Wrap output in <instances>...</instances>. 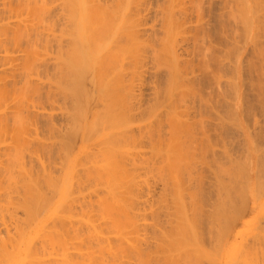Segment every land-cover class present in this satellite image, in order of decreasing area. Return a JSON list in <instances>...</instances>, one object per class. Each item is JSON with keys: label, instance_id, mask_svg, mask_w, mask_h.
I'll use <instances>...</instances> for the list:
<instances>
[{"label": "bare ground", "instance_id": "obj_1", "mask_svg": "<svg viewBox=\"0 0 264 264\" xmlns=\"http://www.w3.org/2000/svg\"><path fill=\"white\" fill-rule=\"evenodd\" d=\"M4 1L5 0H3V2ZM8 1L9 0H7L5 2H8ZM11 1H12L11 3L14 2V0H11ZM54 1H55V3H53V4L59 9L60 12H62V13H60V15L63 14L62 17H59L60 15L57 16L58 19L61 18L60 19L61 21H62V19H65L64 22L63 21L62 22L65 23L66 26L62 22H60V28H58L59 30L56 29V28L59 27V23L58 22L60 20H56L57 17L55 16V18H54L53 13H52V10L54 11L55 9H52L53 7H52V3L51 2H54ZM101 1H103V0H17L16 3H13L14 6H12L11 9H10V6L12 4L10 2L9 3L11 5H8V3L6 4L4 2V4H2L0 6L2 10L4 8V12H7L5 10L9 7V9H8L9 11H8L7 15H10V13L13 12L14 15L18 18V21H15L17 23H15L14 21L13 22L15 24L13 22H12L13 24L10 23V24H12V27L9 26L10 24H8L11 19L9 20V18L7 16H5V15H4L5 17H3V18L7 17L9 22L6 23L4 21L5 19L3 20V18H2V20H3L4 23L2 21H0V22H2V23H0V36H1V38H0V50L2 49L0 54L2 53V51L4 49L3 47H5L4 52H6V49H7L6 46L7 45H5V43H4L5 46L2 47V44H1L2 43L1 41L6 40V39L11 44L14 43L13 50H14V47L16 46L15 48H18V50L21 49L20 50L21 54L24 52V55H21V54L19 55L20 57L19 56L18 57L15 56L17 59L23 58V60H21L22 61L21 64L17 63V61H19L20 59L17 60V59L14 58L15 60H17V61H14V63L16 62L15 65H14V63H12L13 58H12V60H9L15 67H16L17 64L20 65V66L18 65L19 69L15 68L14 66H12L14 68V70H15V71H13L14 78L11 77L10 81L7 82V83L5 81V83L9 84V85L3 84L4 83L3 79L5 80L6 75H4L3 79H2L3 76L0 77L2 79L1 80L2 81V85H4V86H2V85L0 86V264H128L131 260L134 261L135 258H138L139 260L141 258L143 259L144 258L143 255L145 253L149 257L153 253H155L157 255L156 252L159 251L160 247H161L160 248L161 251H159V252L161 253V256L163 255L160 260H162V258H163V260H162V262H159V263L155 262V260L158 258L159 255L156 256L155 254H153L155 256L152 255V258L156 257L155 259L153 258L154 259L153 264L154 263L155 264L156 263L157 264H182V263H179V261L183 262V260H181L183 258V256H184L183 252H185V251L186 252H189V251L190 252L191 251L194 252L195 251V247L197 248L196 249L197 251H195V252H198L199 248H201L200 247L201 245L198 246L199 245L198 243H197V246H194V250H193V248H192V250H189L190 246L186 247L188 244L190 245V243L193 242V240L194 241L196 240L194 238V236H196V238H198L197 237V235H198L197 233L199 232V230H201V228L198 229L199 225L205 224V222L201 224L198 221V223H197V221L195 220L196 217L195 218H191V217H194L195 215H193V216L191 215L190 216V212L191 211H189V210L193 209V208L198 209L197 208V207H199L198 205H201V202L199 204L200 200H198V202H196V199H195V201L190 199V196L188 195V193L186 195V198H187V196H189L188 197L189 199H186L184 197L185 194L183 196H181V197H184V198L180 197V194H181L180 191L184 190L180 186L182 184H185V183H181L182 181L180 182L178 180H181L182 177H187L188 178V176H185V175H187L189 173V171H186L187 173L185 172L186 169L184 170V168H185L184 166H187V165H184L183 163H182V165H184L183 166L184 168L182 167V169H181L182 165L178 166L179 164L177 165V164H174V163H170V166L173 167L172 171L170 170L171 173L173 172V170H174V172H176V174L179 173V172H177V170H179V171L181 170L180 172L184 171L183 173H185L184 176H182V177H181V175L177 174V176L179 175L181 177V179L178 177V179H176V180L174 179L173 181L171 180L172 182L170 181L172 183V187H173L172 189H170L171 190L170 192H172V190L174 189V192L176 194V195L174 194L175 196H173L172 200H171V202H172L171 205H172V208H174V209L171 212L168 210L170 213L166 210L164 215L166 216L167 221H164V222H169L168 218L170 216H171L170 218H172L174 216L173 217L174 220L171 222V226H170V224H168V226L165 225L167 223L159 224L160 227L162 225L167 226V229L170 226L171 229L173 231H175L174 232V237L171 238V239L169 238L170 236H169V234L166 231L167 229L164 230L165 226H162V229L164 227L163 230H164L165 233L168 234L169 237L168 236L167 237L170 239V241L168 242L169 239L164 236L165 233L163 231L162 232L160 231V234H162V235L159 238L162 237L161 239H164V238L167 239V242H168L167 245L164 243V241L162 242L161 240H159L161 243L159 241H157L158 238L156 240H154V239L150 240L147 237H145L147 235H145V234H143L145 236L142 235V233H143L142 230L147 232L148 231L147 229H149V232H150V231H153L155 229V227H156V225H154L153 223H147V222L143 221L144 219H142V218L144 216H145L146 219L149 218V217L151 219L153 218L156 221V224H158L159 221L161 222V218H162L161 215H163V214H161L162 213V210H161L162 208L161 209L158 208L154 204V201H152V198H149L150 194H151L150 192L155 191L156 187L158 185H155V187H153V189L155 188V190L151 189L152 191H150L149 194H147L148 197L147 196L145 197L144 194L146 195V193H148V192H146L144 188H146V190L149 191L150 190L149 189L150 188L149 185H151V183L150 184L148 183L149 184L148 185L149 188H147L146 186L143 185V183L145 182V181L143 182V179H142L143 177H141V180H142L141 182H142L143 186L141 185V183L138 180L140 174L144 175L142 171L140 173V169L139 170L137 169V171L135 169L137 166L140 167V165H138V163H139V161L141 162V160L138 161L139 158L137 159V158H135L136 156L135 157L133 156V158L130 157V161H131V159H133V163H131L132 161L130 162L129 159H128L129 158L128 154L130 153V151H132V150H130L131 145H133V143L136 144V142H138V141L134 140V137H133V135H134L133 133L134 132L132 133V129L136 128V131H137V129H139L141 131L140 127H142V125H141L142 123H140V125H138L139 123L137 125L135 124L136 126H140L139 128H137L136 126L133 127V128L131 127L135 123L134 121H136L137 119L140 120V118L142 116L140 117V115H139L140 113L138 114L136 112V111L140 112L139 108H138V107H140V105H138V107H136L137 106L136 104H138L137 103L138 101H137V98H136L138 93L136 94V92H135L136 90L134 88L135 86L133 84V83H135V81L132 82L133 79L135 80V77L134 78L132 77L133 78L132 80H130V79H131V76H134V74H136V75L139 74L140 75L139 78H141L142 71H141V68H140L141 74L137 73L139 70L138 71L137 70L134 71L136 73L133 74V73L130 72V69H133V68L128 67L129 68V72L132 74L128 78V75L127 74L125 75V73H124V72H126V70H124V72H123V68L127 67V66L125 67V64H127L126 58L128 59V57L129 58L131 57L130 58V59H132L131 61H133V60L135 61L136 58L140 60L141 57H139V56H141L142 53L139 54V52H141V50H142L141 47H143V45H144L143 43H145V44L147 43V40H145V42H142V41H144L141 38L142 29H141L140 32L138 31V30H140V28L136 29L137 28L136 25H138L137 22L139 20L136 22L135 19L139 18V17H137V16L134 17V15H133L135 13L136 14L138 13V11L137 12H135V11L139 10L138 9L139 6L137 7L136 10H134L133 8H134V6L136 7V4L138 3L139 0H110L111 2L108 0L109 1V2L107 1L108 3L107 2L105 3L106 0H104L103 2H101ZM143 1H145V0H143ZM143 1H141L139 3H144L145 6L147 4H149L148 3L149 0L146 2L147 4L145 2H143ZM167 1L169 2V0H167ZM167 1H165V2L168 3ZM172 1H174V0H172ZM260 1L262 2V0H260ZM3 2L1 1V3H3ZM165 2H164V4H165ZM179 2L177 0V3H175L176 5L173 4L174 2H171L173 4V6L174 5L177 6V4H178V6H177L178 8L177 7L175 8L177 10H179V7H180ZM181 2H182V0H181ZM240 2L242 3L243 1H240ZM240 2H238V3L240 4ZM254 2L255 1H253L251 3H253L255 5ZM183 3H184V1H183ZM186 3L187 2H185V4ZM5 4L8 5V6H6V9L4 7ZM198 4H199V2H198ZM245 4L247 5V2H245L244 4L243 3L241 4V6L239 7L240 10H241V8L242 9L245 8V10H247L246 12L250 11L248 8L246 9V7H244ZM139 5H140V7L143 6L141 4H139ZM159 5H162V4H159ZM167 5L164 7L166 9V11L164 10L165 14L167 13V10L169 9V7H167ZM195 5H196V3H195ZM225 5H226V3H225ZM256 5L258 6V3ZM194 6H192V7H194ZM196 6H198V5H196ZM200 7H201V5H200ZM197 8H199V6ZM249 8H251V12H253L252 11L253 8L252 7H249ZM236 9H237V6H236ZM236 9L234 11H236V13H238L237 12L238 9L237 10ZM132 10L135 13H132ZM141 10H143V9L141 8ZM194 10H196V12H197V9H194ZM254 10H256V9L254 8ZM151 11H153V9H151ZM161 11H163V10H161ZM164 11H163L162 14H164ZM173 11H172V13H174ZM198 11L200 12V8L198 9ZM55 12L58 13L56 10H55ZM177 12L175 11V13H177ZM179 12H181V11L179 10ZM230 12H231V10H230ZM244 12L245 11H243V13ZM22 13H24V14H22ZM175 13L173 15L169 11L166 16L164 15L166 17L165 21L167 23H165V24L163 23V25H165L164 27H166V24H167V26L169 25L168 26L169 28H171L173 26L172 29H174V30H173L172 34H174L175 28H177V26H175V24L179 25V24H177V22L179 21L178 19L180 17L177 18V19L175 17H178L176 15H179L180 13H177L176 15H175ZM184 13H186V12H184ZM201 13L202 12H200V15H201ZM4 14H6V13H4ZM238 14L239 15H237V16L241 17V15H240L241 12H239ZM244 14L249 15L248 13H244ZM195 15H197V13ZM232 15H233V19H234V17H235L234 12H233ZM1 16L2 15H1V11H0V20H1ZM147 16H148V14H147ZM202 16H204V15H202ZM11 17H13L12 13L10 15V18ZM141 17H142V21L143 20L145 21V19H144L145 15L143 17V14H142V16L140 14V19H141ZM148 17H150V16H148ZM240 17H238V19ZM242 17L246 19V18H249L251 16H249V17L248 16L247 17L242 16ZM152 18H153V15H152ZM198 18H201L199 16V14H198ZM241 18H240L241 22L244 23L245 20L243 18L242 19ZM257 18L260 19V17H258V16H257ZM263 18H264V16H263ZM12 19H14V18H12ZM235 19H234V21H236ZM249 19H251V18H249ZM15 20H17V19L15 18ZM176 20H178V21H176ZM198 20H200V19H197V21ZM257 20L258 19H256V21ZM142 21H141V24H143ZM165 21H163V22H165ZM184 21L185 20H183V22ZM194 21H195V19H194ZM179 22H180V26L179 27L181 28V24L182 23H181V21H179ZM199 22H197L198 23L197 25H202L203 24V23L199 24ZM251 22L249 21V23H247V24H251ZM61 23L63 24L62 26H64V27H61ZM135 23H137V24H135ZM141 24H140V21H139V25H141ZM205 24H206V22H204V24L202 26H204ZM139 25H138V27H142V26H139ZM156 25H157V23H156ZM197 25H196V27H198L197 29L200 30L199 28L202 27V26H197ZM174 26H175V28H174ZM164 27H163V29H166ZM186 27H188V26H186ZM194 27L190 26L188 29L192 28V29H190V31L192 30V32H194V30H193ZM205 27H206V25H205ZM249 27H250V25H249ZM180 28H178V29H180ZM244 28H246V27H244ZM182 29H181L180 32L183 35L184 33H186L185 32L186 30L183 33ZM54 30H56L55 32H57V33H54L53 32ZM152 30H154V29H152ZM167 30H168V28H167ZM59 31L61 33H59ZM171 31H170V34H171ZM201 31H199V32H201ZM138 32H139V34H138ZM144 32H145V30H144ZM153 32H152V35L154 34ZM159 32H160V30H159ZM163 32H164V30H163ZM51 33L53 35L52 37H50ZM177 33L180 34L179 32H177ZM203 33H204V31H203ZM245 33H247V32H244L245 36L244 35L243 36L247 37ZM56 34H58V36H56ZM140 34H141V36H140ZM254 34H256V33L254 32ZM193 35L194 34H192V36H190V37L193 38L194 37ZM198 35L200 36V34H198ZM203 35H205V33ZM171 36L172 35L169 36V39L167 38L169 42L172 40ZM177 36L178 35H176V37ZM184 36H185V34H184ZM217 36H219V35H217ZM153 37H155V36L153 35ZM153 37H152V39H153ZM166 37H168V36H166ZM197 38H198V36H196V39ZM215 38H218V37H215ZM256 38L258 39V36H256L255 39ZM159 39H161V38H159ZM187 39L190 40V38H187ZM181 40L185 41V39H181ZM161 41H163V40H161ZM165 41H166V39H165ZM173 41H175V40L173 39ZM204 41H205V39H204ZM259 41H257V42H259ZM194 42L196 43V40ZM197 42H199V38H198ZM150 43H151V41H150ZM170 43H173V42H170ZM23 44H25L24 47L22 46ZM163 44H165L164 41H163L162 45ZM17 45L18 46L21 45L20 49H19V47H17ZM207 45H209V44H207ZM263 45H264V43H263ZM10 46H12V45H10ZM144 46L146 47V45H144ZM147 46H148V43H147ZM168 46H169V44H168ZM168 46H164V47H168ZM196 46L197 45H195V47ZM198 46H199V44H198ZM52 47L53 48L56 47V49H54L55 51L52 50ZM172 47H170V48H172ZM204 47H205V45L203 43V47L201 45L200 48H204ZM213 47H215V46H212V48ZM228 47H229V45H228ZM22 48H24V49L22 50ZM205 48H207V47H205ZM256 48H258V46ZM9 49L10 48H9V45H8L7 51H9ZM175 49H177V48H175ZM204 49L202 50L203 53L205 51ZM229 49H231V48L229 47ZM10 50L12 52V53H10V56L14 52H17L15 50L13 51L12 49H10ZM173 50L170 51L169 48L166 49L164 55L165 56L166 55L170 56V54H172V56H175V55H173ZM213 50L215 51V49H213ZM261 50H262V48H261ZM20 51H19V53H20ZM145 51H146V49H145ZM254 51L256 52V50H254ZM257 51H259V50H257ZM148 52L150 54V51H148ZM51 53H53V54H51ZM261 53H262V51H261ZM3 54L4 53L1 54L2 55V60H3V56L6 57L8 55V54H6V55L5 54L3 55ZM211 54H212V52H210V55ZM262 54H264V53H262ZM13 55H12V57H14ZM194 55H195V53H194ZM202 55L204 56L206 54H202ZM213 55L214 54H212L211 56H213ZM10 56H9L8 59H11ZM51 56H53V59H52V61H50L51 64L49 65V63H50L49 60H51V58H52ZM151 56H153V55H151ZM159 56H161V54ZM203 56H200V57L202 58ZM7 57L4 58V59H6L5 60V64L8 61ZM166 57L165 58L162 57V59H161V57H160V59L157 58L159 60H163V58H164L165 64L162 63L163 61L160 63V61H158L156 59L155 60H156L157 64H159V63H160V65L164 64V65L167 66V69L170 68V70H169L170 71V77L168 75H166L167 76L166 78H168V80H170V82H168L169 83L168 87H167V89H165V91H166L165 96L167 97V99H170V101H171V98H173V96L175 95V94L174 95L172 94V92L174 90L173 87L175 88L176 85L181 86V84L184 83V81H183V83H181L179 81V78L180 77L182 78V76L185 77L184 76L185 74H182V72H181L182 75L180 74V76H179V71H183V69L180 67V66H182L181 65L182 63L180 64V66L177 67L176 64H174L175 61H173L174 57L173 58L169 57L170 59H172L173 64L171 63L172 61H169L170 59H168V57H167V59H168L167 60ZM179 57L177 56L176 58L179 59ZM207 57L209 58V56H207ZM249 57H250V55H249ZM210 58H211L210 62L213 61V58L216 59L213 62L219 60V59L217 60V58H215V56L210 57ZM210 58L208 60H206L207 61L206 62L207 66L202 64L203 65V69H204L203 72L205 71L204 66L208 67V64L210 65V63H208ZM53 60H54V62H53ZM141 60H143V59H141ZM166 60L168 61V64H166ZM183 60H186V59H183ZM137 61H135V65L137 64ZM143 61H145V60H143ZM176 61H180V60H176ZM182 61H180V62H182ZM192 61H194V60H192ZM10 62H9V65H10ZM141 62H140V64H141ZM183 62H185V61H183ZM200 62H199V64H200ZM202 62L205 63V61H202ZM213 62H212V64H213ZM218 62H221V61H218ZM186 63H187V61H186ZM188 63H190L189 60H188ZM193 63H192V67H193ZM133 64H134V62H133ZM140 64H139V66H140ZM254 64H252V65H254ZM3 65H4V61H2V66H0V68L3 67ZM6 65H8V64H6ZM130 65H131V63H130ZM130 65H128V66H130ZM168 65H171V66H168ZM189 65H191V64H189ZM202 65H200V66H202ZM214 65H216V64L214 63ZM219 65H220V63H219ZM133 66H131V67H133ZM187 66L188 65L185 64V67H187ZM221 66H223V65H221ZM46 67H48V69H51L52 72L50 71L51 73L50 72L49 73L52 74V76L50 75L52 78H50L48 76V71L46 70L47 69ZM137 67H136V69H137ZM10 68H11V66H10ZM40 68H42V69H40ZM213 68H215V67H213ZM210 69H211V67H210ZM3 70H5L7 75H9L8 71H7V69L5 67H3L1 72ZM16 70L21 71L20 73H22V74L19 73V75H24L25 74V77H26V79H24L22 82L20 81V83H19V80H18L19 84L17 82H14V81L11 80V79H13V80L15 79V81H16V78H17L16 76L18 75V72L16 73ZM133 70H135V68ZM201 70H202V67H201ZM215 70H216V68H215ZM215 70H213L214 71V72H212L213 74L215 73ZM163 71L165 72V70H163ZM169 71H168L167 74H169ZM185 71H186V75H187L188 69L187 70L185 69ZM206 71H205V73H206ZM127 72H128V69H127ZM4 73L5 72L3 71V74ZM14 73H16L17 75L15 74L16 75L15 76ZM27 74L29 76H26ZM31 74L32 75L34 74V76H37V77L40 74H42L47 79L49 78L48 81H47L48 84L46 85V83H45L44 84L45 86H41V85H43L44 81L39 79L40 76L38 77V80H40L41 83H40V81H38L39 82L38 83V82H36L37 78L35 79V77H33V79H32ZM206 74H209V72L206 73ZM42 75H41V79H43ZM204 75H202V76H204ZM208 76H206V77H208ZM9 77H10V75H9ZM9 77L6 78L7 81L9 80ZM137 77L138 76H136V79H137ZM197 77H198V75H197ZM212 77H213V75H212ZM22 78H24V76H22ZM194 78L196 79V77H194ZM195 79H194V81H195ZM214 79H217V78H214ZM186 80L188 81L189 79H186ZM1 81H0V83H1ZM192 81H193V79H192ZM10 82H11V85H10ZM137 82H139V81H137ZM254 82H255V80H254ZM194 83H193V86L195 85ZM138 85H140V83ZM184 85H185V83H184ZM190 85L192 86L191 83H190ZM215 85H217V84H215ZM140 86H142V85H140ZM166 86H167V84H166ZM219 86H220V84H219ZM43 88H44L43 99H44V97L46 95V97H45V98H47V100L45 99L46 101L49 102V101L52 100L55 103V100H57V97H58V101H56V102H60L59 108L56 106V104H54V106L50 107L51 105H53L52 104L53 102H51V103L49 102L50 106H49V104L46 105V106H48L50 109L53 108V107L55 108V106L58 108L57 110L61 109V110H59L60 111V120H61L60 126H59V124H57L58 126L55 124L56 121H57L55 118L58 117L59 115L55 116L51 112L50 113L45 112L46 111L45 109L46 108L48 109V107H46V108H44L45 106L43 107L44 109H42V111L44 110L45 113H42L40 111H38L39 112L38 113V112H35V111L33 112V111H30V110H27V109L30 108V105L34 107V105H36L37 100L39 101V99L37 98V100L35 101V104H34L33 101L37 97L36 96L35 98H33L32 102H31L32 99H30V101H29L30 105L27 104L28 102L26 100L28 99L27 97H29L28 95L29 94L30 95L33 94L34 96L37 95V94H41L42 95ZM136 88H138L137 84H136ZM232 88H234V87H232ZM54 89H55V91H54ZM139 89L140 88H138L137 90H139ZM194 89L192 87L193 91H194ZM197 89H199V88H197ZM234 90H235V88H234ZM141 91H139V92H141ZM159 91H162V90L159 89ZM181 91H180V95L181 96H182V94H185V95L188 94L186 92L187 90L186 91L185 90L182 91V92H186V93H181ZM200 91H201V89H200ZM228 91H230V89ZM175 92L176 91H174L173 93H175ZM52 93L54 94V96L56 94L58 96L56 95L55 99H53L54 97H53ZM162 93H163V91H162ZM197 93L194 91V95L197 94ZM26 94H27V97L25 99ZM142 94H144V93H142ZM191 94L193 95V92H191ZM33 95H32V97H34ZM163 95H164V93H163ZM171 95H173V96L171 97ZM200 95H202L201 92H200ZM138 96H141V94L138 95ZM181 96H178V97H181ZM208 96H209V98H211L210 95H208ZM11 97H12L11 100H14V98H16V101H18L17 102L18 105L15 106L14 104H16V101L15 102L12 101L14 104L13 103H10V104L13 105L12 107L15 106L16 110H15V108L9 107L11 109H14V110H11V112L9 113L10 110H9V108L6 105L9 106L8 103L11 102L10 101ZM32 97H29V98H32ZM41 97L42 96H40V98ZM203 97H204V95H203ZM17 98H19V100L20 99L21 100L19 101ZM22 98L25 99V100H22ZM175 98H177V97H175ZM175 98H173V99H175ZM200 98H202V96H200ZM7 99H9V102L6 104ZM43 99H41V100H43ZM134 99H135V102H134ZM184 99H185V97H184ZM197 99L199 100L198 97H197ZM203 99L206 100V97H204ZM261 99H263V98H261ZM45 100H44V103L40 101L41 103H39V104H42V103L46 104ZM141 100H144V99L141 98ZM178 100H179V98H178ZM200 100H202V99H200ZM200 100H199V102H200ZM25 101L27 102L26 104L28 105L29 108H26V106L24 104ZM150 102L152 103V101H150ZM175 102H177L176 99H175ZM175 102L171 101V104L175 103ZM204 103H206V102H204ZM204 103H201V106H203ZM225 103H227V102H225ZM43 104L42 105H36V106H38V107L40 106L41 107V106H43ZM139 104H141L140 101H139ZM171 104H170V108L174 111V109L177 107V104H175L176 107L174 109L172 108L173 106H171ZM183 104L186 105L185 103H183ZM58 105H59V103H58ZM4 106H5V109H2ZM148 106H150V105L148 104ZM204 106H206V105L204 104ZM6 107L8 108V111L6 110L7 109ZM40 107H39V110H40ZM24 108H26V111L24 110ZM135 108L136 109L138 108V110L134 111ZM36 109H33V110H36ZM55 109H53V110H55ZM153 109H154V107H152L151 110L153 111ZM195 109L193 108V110H195ZM148 110H149V108H148ZM151 110H149V111L152 112ZM145 111L146 110H144V112ZM188 111L189 110H187V112ZM195 111H197V110H195ZM209 111H211V110H209ZM225 112H227V111H225ZM173 113L174 112H172L171 114H173ZM179 113H180V111H179ZM179 113H178V115H179ZM145 114H148V113H145ZM182 114H183V112H182ZM186 114L188 115V113H186ZM170 115H169V117H170ZM175 115H177V114H175ZM171 116H173V115H171ZM201 116L199 115L200 118H201ZM218 116L216 115V117H218ZM222 116H223V114H222ZM143 117H145V116L143 115ZM170 118L173 119L171 121V123L169 124V126L172 125V128L173 127H179V125L182 124L181 122L184 121L185 122V123L183 122L184 125L188 124V127H187L188 130L186 129L188 131V134L186 132L185 133L187 135H191L192 133H194V131L193 132L192 131L189 132V130H190L189 128L191 127V124L193 125L197 121L196 122H192V123L190 122V124H189V123H186V121L184 120V117H183V121L179 122L180 123L179 124L177 121L175 122V120H177L178 117H177V119H175L176 117L175 118L170 117ZM167 119H168V117H167ZM199 119H198V121H199ZM202 119H204V118L202 117L201 120ZM169 120H171V119H169ZM132 122H133V124H132ZM159 123H160V121H159ZM164 123H166V122H164ZM174 123L175 124L177 123V125L175 126ZM155 124H157V123H155ZM183 124L180 126L181 128L179 127V129H181V133H183L185 131V127H184ZM148 125H150V124H148ZM194 125H199V124L196 123ZM194 125H193V127H194ZM130 127H131V130H130ZM193 127H191V128L193 129ZM201 127H202V125H201ZM179 129L177 130L176 128H173L172 130H174V131H172V132H177V131L179 132ZM182 129H184V131H182ZM194 129H195V127H194ZM199 129H200V127H199ZM218 129H219V127H218ZM202 130H203V128H202ZM148 131H150V130H148ZM206 131L207 130H204L202 132H206ZM178 132H177V134H178ZM196 132H197V130H196ZM198 132H200V131H198ZM208 132H209V130H208ZM138 133L139 132L137 131V134H135L136 138H137ZM146 133H147V131H146ZM149 133L151 134V132H149ZM157 133H159V132H157ZM181 133L179 132L178 137H177V135H175L176 139L174 137L175 140L174 141L172 140V142L176 143L175 145L178 146L177 148H175L176 146H173V145H172V147H170V144H169V148L171 149L172 153L169 152L168 154L169 155L171 154V156L172 155L174 156V157L173 156L172 157L169 156V158L171 157L170 160L172 162H176V160H178L179 156L181 158L180 160H182L183 158L186 157L187 160H188L187 164H189V160H191V159H188V157L186 155V154H188V149H186L187 153H185L186 151L184 150L185 151L184 152L185 156L182 155V153H183L182 151L183 150L181 151V155L183 157H181V155L178 156L176 154L177 152L179 153L181 148L183 147V146L182 147L180 146L182 144V142L189 139V138L185 139V137H187V135L185 136L184 133H183L182 136H184L183 138L185 140L182 139L181 144L178 145L180 143V141H179V143H177L178 139L180 137L182 138V136L180 135ZM161 134H163V133H161ZM173 134H176V133H173ZM139 135H141V134L139 133ZM155 135H156V133H155ZM195 135H197V134H195ZM200 135L201 134H199V136ZM146 136H147V134H146ZM171 136H172V134H171ZM172 137H170V139H172ZM189 137L193 139V137H191V136H189ZM194 139H196L195 136H194ZM194 139L191 140V142L194 141ZM209 139L211 140V137ZM138 140L140 141L141 138L140 139L138 138ZM202 140L204 142V139H202ZM206 141L207 140H205V142ZM165 142H164V145H165ZM186 142H188V141H186ZM144 143L146 144V142H144ZM148 143H150V140L148 141ZM199 143H200V141L198 140V144ZM187 144H189V143H187ZM206 144L207 143H205V146H206ZM136 145H138V144H136ZM136 145H134V146H136ZM184 145H186V144H184ZM193 145H194V142H192V146ZM188 146H190V144ZM188 146H186V147H188ZM194 146H196V145H194ZM194 146H193V148H195ZM202 146H200V147H202ZM141 147L137 146L138 149L141 148ZM153 147H155V146H153ZM133 148H131V149H133ZM184 148L185 147H183V149ZM193 148L189 147V150L193 149ZM209 148L211 149V146L208 147V149ZM177 149H179V150H177ZM199 149L195 148V151L196 150L199 151ZM203 149H204V147H203ZM175 150H177L176 153H175ZM138 151H140V150H138ZM192 151H194V150H192ZM192 151H189L190 152L189 155L190 156L192 155L189 158H192L193 156H195V155H193L194 153H192ZM204 151H205V149H204ZM208 151L207 152L205 151V152L208 154V153H210V151L209 152ZM132 152L130 154H133L135 151L133 153ZM205 152H203V153H205ZM212 152H211V154H212ZM137 153L135 152L136 155H140V154H137ZM142 154H141L140 157H142ZM147 154H148V152H147ZM201 155L202 154H200V155L198 154V156L197 155L196 156L198 158ZM159 156H161V154ZM204 156H205V154L201 158H203ZM134 158H135V160L136 159L137 160L135 161ZM186 158H185V160H186ZM204 158H206V157H204ZM56 159H58V160L56 161ZM141 159L143 160V157ZM172 159H174V160H172ZM170 160L167 159V162H169ZM180 160H178V161H180ZM209 160H212V159L209 158ZM149 161H151V160H149ZM149 161L147 163H150ZM162 161H164V159ZM206 161H208V159ZM242 161H244V160H242ZM142 162H144V161H142ZM167 162H166V166L167 167H165V164H164L165 168H169V165H167L168 164ZM194 162H196V161H193V163ZM128 163H129L130 166L128 165ZM179 163L181 164V161ZM190 163H191V161H190ZM209 163H210V161H209ZM58 164H59V166H58ZM131 164H133V165H131ZM147 165H146V168L148 167ZM149 165H150L149 167H151V165H153V164L150 163ZM258 165H261V163L258 164ZM127 166H129V167H133L134 166V167L133 168H128ZM141 166H142V164H141ZM191 166L193 167L192 163H191ZM194 166L197 168V166H199V165L196 166V164H195ZM201 166L202 165H200V167ZM139 167H137V168H139ZM171 167H170V169H171ZM179 167H180V169H179ZM238 167H239V165H238ZM151 168H153V167H151ZM157 168H159V167L157 166L156 169ZM165 168H163V169L166 171ZM231 168H232V166H231ZM260 168H258V169H260ZM133 169H134V171H133ZM203 169H204V167H203ZM161 170H162V168H161ZM217 170H219V169H217ZM231 170H234V168H232ZM262 170L260 172H262ZM154 171H155V169H154ZM158 171H159V169H158ZM236 171H238V170H236ZM168 172L169 171L167 169V173ZM219 172H220V170H219ZM226 173H227V171H226ZM229 173L234 174L236 172H234V173L233 172H229ZM137 176H138V178H137ZM170 176L173 177L174 174L173 175L171 174ZM190 176H192V174ZM198 176L199 175L196 174V176H194L195 179ZM237 176H238V174H237ZM171 177H169V179ZM157 178H159V177H157ZM163 178H165V176ZM227 178H229V177H227ZM261 178H260V180H261ZM191 179L194 180V183H192V186H191V183L189 181L190 184L189 183L188 184H189V187L190 186L191 187L190 188L186 187L187 185L185 187L189 188V189L194 187V189L193 188L192 189L197 191L198 188L196 187V185H200V184H195V183H199V182H196L198 179H196V180L193 179V176L191 177ZM144 180H147V179H144ZM162 180L163 181L160 180L161 183L165 181L164 179H162ZM184 180L186 181L185 178H184ZM240 181H241V179H240ZM210 182H212V181H210ZM224 183H226V180H225ZM228 183H231V181L228 182ZM232 183L230 185H232ZM239 183H241V182H239ZM144 184L147 185L146 183H144ZM193 184H194V186H193ZM233 184H235V183H233ZM215 185H217V184H215ZM222 185H223V183H222ZM164 186H166V185H163V188H162L163 190L165 188ZM240 186H241V184H240ZM261 186H263V185H261ZM88 187L91 189L90 193H93V191L94 192L96 191V194H97V192H98L97 190H100L101 194L99 193V195H97V196L94 195L95 198L97 197L96 201H93L94 199H92V201H93L92 202L91 200L87 199L88 202L90 201L92 203H90V202L88 203L87 202V204H86V203H83V202L87 201V200H85L86 199L85 195L89 191L86 192V194L85 193L83 194V191H84V189H86ZM142 187H144L143 188L144 190H142ZM179 187L182 190L179 191V189H178ZM186 188H185V190H186ZM199 188L201 189V187H199ZM213 190H215V189H213ZM221 190H222V188H221ZM216 191H217V189H216ZM230 191H232V190H230ZM235 191H236V189H235ZM143 192H146V193H143ZM190 193H192V192H190ZM222 193H219L221 196H219L218 198H223V196L227 195V194H224L222 196ZM89 194L87 196H89ZM217 194H218V192H217ZM156 195H157V192H156ZM161 195H163V194H161ZM164 195H167V193L165 192ZM190 195L192 197H194L193 194H190ZM90 196H91V194H90ZM214 196L215 195H213V197ZM231 196H233V195H231ZM144 197L146 198V200L143 199ZM153 197H154V195H153ZM225 198H227V197L225 196ZM183 199L184 200L186 199L188 201V203H187L186 200L184 201ZM213 199H215V198H213ZM155 200H157V199H155ZM162 200H164V199H162ZM219 200L220 199H218V204L220 203ZM223 200L225 201L224 198H223ZM158 201H160V200L155 201L156 204H157ZM189 201H191V202L193 201L194 202L193 203L194 207H192L190 209H189V204H190ZM224 201H223V203H224ZM195 202H196L197 205L195 204ZM82 203L85 204V205H82ZM215 203L216 202H214V204ZM164 204L166 205V203H164ZM193 204H192V206H193ZM206 205H208V203ZM224 205H226V204L224 203ZM161 206L162 205H160V207ZM203 206L204 205H201L199 207L201 210L198 209L199 211H202V213H203V209L201 207H203ZM226 206H228V203H227ZM164 207L165 206H163V208ZM208 207H210V206H208ZM223 207H224L223 209L225 210V206H223ZM243 207H244V205H243ZM169 208H171V207H169ZM211 208H212V206H211ZM206 209H208V208H206ZM230 209H231V207H230ZM212 210H215V209L212 208ZM218 210H221V209L219 208ZM143 211L144 212L147 211V212L144 213ZM219 212H221V211H219ZM219 212H217V216H216V213L214 214L215 218L218 217V219L216 218L217 220H219V218H221L220 215L224 216V213L221 212L222 214L220 213V215H219ZM196 214L200 215L197 212H196ZM205 215H207V214H205ZM208 215H207V218H208ZM201 216H203V215H201ZM203 217L205 219V216H203ZM228 217H230V216L228 215ZM235 217H237V216H235ZM222 218H225V217H222ZM166 219L164 218L163 220H166ZM201 219H202V217H201ZM230 219L228 218V221ZM220 220H222V219H220ZM252 220H251V222H249V225H251V227L255 228L257 226L256 222H254L255 220L254 221H252ZM174 221H176L177 225H175V223L173 224ZM200 221H203V220H200ZM211 221H214V220L212 219ZM224 221H226V220H224ZM213 223H215V221ZM213 223L211 222L212 225H213ZM224 223H225L224 227L222 226L224 231L222 230V228H220L223 231V234H225L224 232L226 231L225 228H227V225H230V222H228V224H227V222H224ZM231 224H232V222H231ZM197 225H198V228L196 229ZM205 225L207 226V224H205ZM222 225H223V223H222ZM208 226H209V224H208ZM213 227H214V225H213ZM258 228H260V226H258ZM171 229H170V231H172ZM155 230H157V229H155ZM155 230H154V232H150V233H155L156 234L158 231L156 232ZM195 230H197V233H195L196 232ZM230 231H231V226L227 228V233L230 232ZM127 232L128 233L131 232V233L135 234L134 237H132V235H131L132 238L130 239V235H128V237H129V239H128L127 236H126ZM214 232H215V230H214ZM252 232H254V231L251 230V233H250V235L248 234V236H246L245 234H241L239 236V238L241 240L239 241V243L235 241L236 242L235 245L237 246V248L239 246H241L242 248L243 247H247V248H245L246 250L243 248L244 249L243 252L248 251L247 249H250V247H251L250 250L251 251L254 250L253 251L254 255H252V257L257 256L260 253L263 255V253H264V244H263V246H261V244L258 245V243L256 242V239H255L256 235H255V233L253 234ZM176 233L179 234L180 236H175V235H177ZM193 233H195L197 235H194ZM202 233H203V231L200 234H202ZM136 234H139V235L141 234L147 240L145 238L142 239L143 238L142 237L141 241H140V238L138 237L139 235H136ZM146 234H148V233H146ZM191 234L194 235V236L192 237ZM258 234L260 235V233H258ZM217 235H218V233H217ZM212 236L213 235H211V237H209V238H212ZM260 236H263V235H260ZM149 238H152V236L151 237L149 236ZM202 238H204V237H202ZM144 240L145 241H153V242L155 241V243H157V244L159 242V245H156L154 243V245L157 246V247L155 246L156 249L158 248L157 251L156 252H152L151 249L155 248V247H151V246L148 245L151 248L150 249L148 248L149 250L148 249H145V250H147V252L151 251L152 252V253L150 252L151 255L149 253L145 252V250H144L145 253L143 251H142V253H140L141 249L143 250V248H147L148 247L147 245H146L147 247L141 246L143 244L142 242H144ZM199 240H200V238H199ZM235 240H238V238L236 237ZM198 241H195V242H198ZM201 241H199V242H201ZM219 242H220V239H219L217 244H219ZM259 243H260V240H259ZM261 243H263V242H261ZM208 246H209V243H208ZM140 247H142V248L140 249ZM209 247H211V246H209ZM215 247H217V246H215ZM166 248L169 251L172 248L174 251H176V253L177 252L179 253V254L177 253L178 254V258L179 257H181V258L178 259L176 257L177 255H175L174 252L173 253L171 252V254H170V252L167 251ZM187 248H189V249H187ZM186 249L189 250V251H187ZM201 249L199 250L201 252V255L198 252L199 255H200V256L198 255L199 257L197 255H194L193 253L191 254V257H190L189 254L185 255V256H188L187 259H191V261H190L191 264L193 262H194V264H202L201 261L203 262L204 260H201L202 259L201 257L204 256V258L205 257L208 258L207 255H210V254H207V252H205L204 250L201 251ZM216 249H219V248H216ZM214 251H216V250H214ZM251 251H249L248 253H251ZM129 252L133 253L135 258L131 259V260L129 259V262H128V260H127L128 258H126V256L127 257H129L130 255L133 256V254H128ZM217 252H218V250H217ZM241 252H242V249H241ZM253 253H251V254H253ZM135 254L137 255V257H136ZM214 254L215 255L212 256L213 258L211 260L219 258V257H216V256H218V254H216V253H214ZM243 254H244V256H245V254L247 255V253H242V255ZM251 254H248V256H251ZM181 255H183V256H181ZM192 255H194V256H192ZM185 256H184V258H185ZM245 257L242 258L241 263H239L240 261H238L240 259L239 258L233 264H243V262L248 264L247 262L249 261V259H247V258H252V257H247L246 259H245ZM123 258H125L127 260V261H125L126 263H123V261H124V260H122ZM150 258L147 259V260L144 258L145 259L144 261L149 262L150 264H152L151 262H152L153 259L150 262L149 261ZM255 258H257V257H255ZM176 259H178V260H176ZM254 259H252V261ZM144 261H143V263L145 264ZM185 261H187V260L185 259L183 264L184 263L186 264ZM134 262H136V260ZM138 262H140V261H138ZM143 263H141V264H143ZM187 263H188V261H187ZM209 263L210 262H208V264ZM212 263L214 264L213 261L210 264H212ZM215 263H216V261H215ZM253 263H255V261H253V262L249 261V264H253ZM132 264H134V263H132ZM138 264H140V263H138Z\"/></svg>", "mask_w": 264, "mask_h": 264}, {"label": "rangeland", "instance_id": "obj_2", "mask_svg": "<svg viewBox=\"0 0 264 264\" xmlns=\"http://www.w3.org/2000/svg\"><path fill=\"white\" fill-rule=\"evenodd\" d=\"M1 1L3 2V0H0V6L2 5V4H4V2L5 1H7V0H5L3 3H1ZM104 1V0H103ZM103 1H101V2H103ZM108 0H106L105 1V3L107 2ZM110 1V0H109ZM108 1V2H109ZM141 1H143V0H141ZM140 0L138 1V5L136 4V7L134 6V10H136L137 9V7L139 6V10H136L135 12H137L138 11V15L132 10V13H135V14H133L134 15V17H139V18H136L135 20H136V22L139 20L140 21V24H141V21H142V17H141V19H140V14H141V16H142V14H143V17H144V15H145V21L143 20L142 21V23L143 24H141V25H139V21L137 22L138 23V25L139 26H142V27H138V25H136L137 26V28L136 29H139L140 28V30H138L139 32L141 31V29H142V31H141V34H142V36H141V34H140V36H141V38L144 40V41H142V42H145V40H147V43H148V46H147V43L145 44V43H143L144 45H146V47L143 45V47H141L142 48V50H141V52H139V54H141L142 53V55L141 56H139V57H141L140 58V60L139 59H135V61H137V66L139 67H137L136 65H135V61L133 60V61H131L132 59H130L129 57H128V59L126 58V62H127V64H125V67L128 69V72H129V68L128 67H130V68H135V70H133V69H130V72L131 73H136V72H134V71H138L137 73H140L141 74V71H142V75H141V78H139V74H134V76H131L132 74L130 73H128L127 72V69L126 68H123V72H124V70H126V72H124L125 73V75L127 74L128 75V78L131 76V79L130 80H132L134 77H135V80L133 79L132 80V82L133 81H135V83H133L134 84V88H135V92H136V94H137V96H136V98H137V103L138 104H136L137 106L136 107H138V105H140V107H138L139 108V111L140 112H138V111H136V110H138V108L136 109L135 108V110L134 111H136L139 115H140V120H136V121H134L135 123L133 124V122H132V124H133V126H131L132 128L133 127H135L138 123V125H140V123H142L141 125H142V127H140V126H136L137 128H139L140 127V129H141V131L139 130V129H137V131L141 134V135H139V133H138V135H137V138L135 137V134H137V131H136V128L135 129H132V133L134 134L133 135V137H134V140L135 141H138V142H136V144H138V145H136V144H134L133 143V145H131V147H130V150H132L133 152L135 151L137 154H140V155H136L135 154V152L133 153L132 151H130V153L132 152L133 154H128V159H129V161H130V157H132L133 158V156L135 157V158H139L138 159V161L139 160H141V162L142 161H144V162H140L139 161V163H138V165H140V167L139 166H137V167H139V168H137L136 166V171H137V169L139 170L140 169V173H141V171L143 172V174L144 175H142V174H140L139 175V182L141 183V185H142V180H141V177H143L142 179H143V182L144 183H146L147 185H145L144 183H143V185L144 186H146L147 188H149L150 190L149 191H147L146 190V188H144V187H142V190H144L145 189V191L146 192H148V193H146V192H143V193H146V195L144 194V196L146 197L147 196V194H149V192L150 191H152L151 189H153V187H155V185H158L157 187H156V190H155V188L153 189V190H155L156 192H157V195H156V192L155 191H152V192H150L151 194H150V197L149 198H152V201H154V204L158 207V208H162L161 210H162V213L161 214H163V215H161V222L159 221V223L158 224H156V221L152 218H145V216L142 218V219H144L143 221H145V222H147V223H153L154 225H156V227H155V229H157V230H155L157 233L155 234V233H150V232H154V230L153 231H150L149 232V229H147L146 231L147 232H145L144 230H142L143 231V233H142V235L143 234H145V235H147V236H145V235H143V236H145V237H147L148 239H154V240H156L157 238H158V240L157 241H159V240H161L162 242L164 241V243L167 245V243L170 241V239L171 238H173L174 237V232L175 231H173L172 229H171V222L174 220L173 219V217L172 218H168V221L169 222H164V221H167V219H166V216L164 215V213L166 212V210L168 211H173V209L174 208H172V205H171V200H172V197L173 196H175L176 194H175V192H174V189L172 190V192H170L171 190L170 189H172L173 187H172V181L175 179H178V177L181 179V177L182 176H184V174L185 173H183L184 171H182V172H180L179 170H177V172H179V173H177V174H179V175H181V177L178 175L177 176V174H176V172H174V170H173V172L171 173V171H172V168L173 167H171L170 166V163H174V164H179L178 166H180V165H182V163L184 164V165H187V166H184V165H182L181 166V169H182V167L184 168V170H185V172L186 171H189V173L187 174V175H185V176H188V178L187 177H182V179L181 180H178V181H182L181 183H185V184H182L180 187H182V189H184V190H182L180 187L178 188L179 189V191L180 190H182V191H180V197L181 196H183L184 194H185V198H186V195H187V193H188V195L190 196V199H192V200H194L195 201V199H196V202H198V200H200L199 201V204H200V202H201V205H204L203 207H201L202 209H203V213H202V211H199V210H201L199 207L201 206V205H198L199 207H197L198 209H195V208H193V209H190V208H192V207H194V202L192 201H189V211H191L190 212V216L192 215H195L194 217H191V218H195V220L197 221V223H198V221L202 224V223H204L205 222V224H207V226L205 225V224H202V225H199V228H198V225H197V227H196V229L198 228V229H200L201 228V230L203 231V233L202 234H200L202 231L201 230H199V232L197 233V230H195L196 232L195 233H197V234H195V233H193L194 235H197V237L198 238H196V236H194V235H192V237L194 236V238L196 239L195 241H198L199 240V238H200V240L199 241H201V242H195L194 240H193V242H191L190 243V245L188 244L186 247H188V246H190L189 248H187V249H189V250H192V248H193V250H194V246H197V243L199 244L198 246H200L201 248H199V250L201 249V251L202 250H204L205 252H207V254H210V255H207V257L208 258H204V256L203 257H201L202 259L201 260H204L203 262L201 261V263L202 264H208V262H214V264H233L234 262H236V260H238L239 258L241 259H239L238 261H240L239 263H241V261H242V258L243 257H245V259L247 258V257H252V255H254V253H253V251H251L250 249H251V247H250V249H247L248 251H245V252H243L244 251V249L245 248H247V247H241V246H239L238 248H237V246L235 245L236 244V242H238L239 243V241L241 240L240 238H239V236L241 235V234H245L246 236H248V234L250 235V233H251V230L252 231H254V232H252L253 234L255 233V239H256V242L258 243V245H260L261 244V246H263V244H264V54H262V53H264V45H263V41H264V18H263V16H264V0H262V2L260 1V0H182V2H181V0H178V2H179V5H180V7H179V10L181 11V12H179V10H177V9H175L177 6H178V4H177V6H175L176 4L175 3H177V0H174V1H172V0H169V2L167 1V0H145V1H143V2H147L148 1V3L149 4H147L146 6L144 5V3H139V2H141ZM152 1V2H151ZM165 1H167L168 3H166ZM176 1V2H175ZM183 1H184V3H183ZM196 1V2H195ZM199 2V4H198V2ZM201 1V2H200ZM233 1V2H232ZM240 1H243L242 3L244 4L245 2H247V5L245 6L244 5V7H246V9L248 8L250 11H248V12H246L247 10H245V8H241V10H240V6H241V2ZM245 1V2H244ZM253 1H255L254 3H255V5L258 3V6L256 7L253 3H251V2H253ZM12 2L11 0H9L8 2H5L6 4L8 3V5H11L10 6V9H11V7L12 6H14V4L13 3H16L17 2V0L15 1L14 0V2L13 3H10ZM107 2V3H108ZM111 2V1H110ZM164 2H165V4L167 5V7H169V9L167 10V13L170 11L171 12V14H173L174 15V13H175V11L177 12V13H180L179 15H176L177 13H175V15L176 16H178V17H175L176 19L177 18H179L178 20L179 21H181V28L179 27L180 26V22L178 21V20H176V21H178L177 22V24H179V25H176L175 24V26H177V28H175V26H174V28H175V31H174V34H172L173 33V30L174 29H172V27L171 28H169L168 26H167V24H166V27H164L165 25H163V23L165 24V23H167L166 21H165V16L167 15V13L165 14V11H166V9L164 8L166 5L164 4ZM171 2H174L173 4H175L174 6H173V4L171 3ZM185 2H187L186 4H185ZM220 2V3H219ZM237 2V3H236ZM238 2H240V4L238 3ZM52 3V9H55L58 13H56L55 12V10L53 11L52 10V13H53V16H54V18H55V16L57 17V16H59L60 15V13H62V12H60L59 11V9L53 4V3H55V1L54 2H51ZM195 3H196V5H198L199 6V8H200V12H202L201 13V15H200V12L198 11V9L199 8H197L198 6H196L195 5ZM203 3V4H202ZM205 3V4H204ZM225 3H226V5H225ZM5 4V9H6V6H8V5H6ZM139 4H141V5H143V6H141L140 7V5ZM159 4H162V5H159ZM183 4V5H182ZM238 4V5H237ZM57 5V4H56ZM159 5V6H158ZM165 5V6H164ZM196 7H195V6ZM200 5H201V7H200ZM234 5V6H233ZM250 5V6H249ZM252 5V6H251ZM172 6V7H171ZM183 6V7H182ZM192 6H194V7H192ZM231 6V7H230ZM236 6H237V9H238V13L239 12H241V17L242 16H245V17H249V16H251V17H249V18H251V19H249V18H243L245 21H244V23H242L241 22V20H240V16H237V15H239L238 13H236V11H234L235 9H236ZM3 7V6H2ZM145 7V8H144ZM162 7V8H161ZM174 7V8H173ZM224 7V8H223ZM249 7H252L253 8V12H251V8H249ZM141 8L143 9V10H141ZM164 8V9H163ZM178 8V7H177ZM183 8V9H182ZM185 8V9H184ZM203 8V9H202ZM254 8L256 9V10H254ZM0 9H1V7H0ZM9 9V7L5 10V11H7V12H4V8H3V10L1 9L0 11H1V20L0 21H2L3 22V20L6 22V23H8L9 22V20H10V22L8 23V24H10V23H12L13 21L15 22V21H18V18L14 15V13L13 12H11L12 13V15H13V17H11L10 18V15H11V13H10V15H7L8 14V10ZM151 9H153V11H151ZM174 11H173V10ZM188 9V10H187ZM194 9H197V12H196V10H194ZM236 9V10H237ZM145 10V11H144ZM159 10V11H158ZM161 10H165L164 11V14H162L163 13V11H161ZM230 10H231V12H230ZM151 11V12H150ZM172 11L174 12V13H172ZM194 11V12H193ZM204 11V12H203ZM243 11H245L244 13H248L249 15H246V14H244L243 13ZM256 11V12H255ZM142 12V13H141ZM155 12V13H154ZM160 12V13H159ZM184 12H186V13H184ZM231 14H230V13ZM233 12H234V15H235V17H234V19L236 20V21H234V19H233ZM3 13V14H2ZM4 13H6V14H4ZM55 13V14H54ZM140 13V14H139ZM197 13V15H195ZM236 13V14H235ZM243 13V14H242ZM253 13V14H252ZM263 13V14H262ZM22 14H24V13H22ZM58 14V15H57ZM147 14H148V16H150V17H148L147 16ZM156 14V15H155ZM162 14V15H161ZM198 14H199V16L201 17V18H198ZM7 16L8 18H9V20H8V18L6 17V18H3V17H5V16ZM63 15V14H62ZM62 15H60L59 17H62ZM152 15H153V18H152ZM161 15V16H160ZM165 15V16H164ZM188 15V16H187ZM195 15V16H194ZM202 15H204V16H202ZM262 15V16H261ZM164 16V17H163ZM197 16V17H196ZM211 16V17H210ZM257 16L258 17H260V19L259 18H257ZM25 17V16H24ZM162 17V18H161ZM174 17V16H173ZM238 17H240L239 19H238ZM2 18H3V20H2ZM12 18H14V19H12ZM15 18L17 19V20H15ZM150 18V19H149ZM164 18V19H163ZM204 20H203V19ZM219 18V19H218ZM241 18V19H242ZM253 18V19H252ZM25 19V18H24ZM23 19V20H24ZM61 19V18H60ZM60 19H58V17H57V19L56 20H60ZM147 19V20H146ZM153 19V20H152ZM157 19V20H156ZM163 19V20H162ZM194 19H195V21H194ZM197 19H200V20H198L197 21ZM233 19V20H232ZM256 19H258L257 21H256ZM7 20V21H6ZM64 20L65 19H62V21L64 22ZM152 20V21H151ZM183 20H185L184 22H183ZM260 20V21H259ZM61 20L58 22L59 23V27H57L56 29H58V28H60V22H62ZM148 21V22H147ZM150 21V22H149ZM162 21V22H161ZM163 21H165V22H163ZM187 21V22H186ZM200 21V22H199ZM239 21V22H238ZM243 21V20H242ZM249 21L251 22V24H247V23H249ZM2 22H0V23H2ZM13 22V23H14ZM62 22V23H63ZM157 23V25H156V23ZM186 22V23H185ZM197 22H199V24L201 23H203L204 24V22H206V27H205V25L204 26H202V25H197L198 23ZM208 22V23H207ZM241 22V23H240ZM260 22V23H259ZM4 23V22H3ZM12 23V24H13ZM15 23H17V22H15ZM14 23V24H15ZM61 23V27H64V26H62L63 24L65 25V23H63L62 24ZM137 23H135V24H137ZM145 23V24H144ZM149 23V24H148ZM261 25H259V24ZM262 23V24H261ZM12 24H10L9 26H11L12 27ZM221 24V25H220ZM248 26H247V25ZM58 25V24H57ZM196 25L197 26H202V27H200L199 29L200 30H198L197 28L198 27H196ZM249 25H250V27H249ZM256 25V26H255ZM260 27H259V26ZM14 26V25H13ZM66 26V25H65ZM135 26V27H136ZM186 26H188V27H186ZM194 27L193 28V30H194V32H192V30L190 31V29H192V28H190V29H188L189 27ZM236 26V27H235ZM155 27V28H154ZM163 27L164 28H166V29H163ZM220 27V28H219ZM230 27V28H229ZM244 27H246V28H244ZM144 28V29H143ZM167 28H168V30H167ZM178 28H180V29H178ZM183 28V29H182ZM202 28V29H201ZM205 28V29H204ZM207 28V29H206ZM219 28V29H218ZM148 29V30H147ZM152 29H154V30H152ZM164 30V32H163V30ZM172 31H171V30ZM181 29L183 30L182 32L184 33V31L186 32V33H184L185 34V36H184V34L182 35V33L180 32L181 31ZM190 31H188V30ZM236 29V30H235ZM245 29V30H244ZM59 30V29H58ZM57 30V31H58ZM144 30H145V32H144ZM159 30H160V32H159ZM168 32H167V31ZM179 30V31H178ZM202 30V31H201ZM227 30V31H226ZM243 30V31H242ZM247 30V31H246ZM256 30V31H255ZM56 30H54L53 32L54 33H57V32H55ZM154 31V32H153ZM170 31H171V34H170ZM188 31V32H187ZM199 31H201V32H199ZM203 31H204V33H205V35H203L204 33H203ZM230 31V32H229ZM242 31V32H241ZM52 32V33H53ZM139 32H138V34H139ZM152 32L154 33L153 35L155 36V37H153V35H152ZM163 32V33H162ZM177 32H179L180 34H178ZM216 32V33H215ZM218 32V33H217ZM235 32V33H234ZM240 32V33H239ZM244 32H247V33H245L246 34V36L247 37H244L245 35H244ZM254 32L256 33V34H254ZM258 32V33H257ZM52 33H51V35H50V37H52L53 35H52ZM53 33V34H54ZM59 33H61L60 31H59ZM151 33V34H150ZM156 33V34H155ZM159 33V34H158ZM169 33V34H168ZM176 33V34H175ZM197 33V34H196ZM262 33V34H261ZM168 34V35H167ZM192 34H194L193 36V38L192 37H190V36H192ZM198 34H200V36L198 35ZM207 34V35H206ZM221 34V35H220ZM170 35H172L171 37H172V40L170 41V42H173V43H170L169 41H168V39H169V36ZM176 35H178L177 37H176ZM180 35V36H179ZM209 35V36H208ZM217 35H219V36H217ZM223 35V36H222ZM244 35V36H243ZM260 35V36H259ZM56 36H58V34H56ZM144 36V37H143ZM164 36V37H163ZM166 36H168V37H166ZM184 36V37H183ZM196 36H198V38H199V42H197L198 41V38L196 39ZM205 36V37H204ZM218 37V38H215V37ZM256 36H258V39L256 38L255 39V37ZM152 37H153V39H152ZM175 37V38H174ZM243 37V38H242ZM0 38H1V36H0ZM145 38V39H144ZM151 38V39H150ZM157 38V39H156ZM159 38H161V39H159ZM168 38V39H167ZM187 38H190V40L189 39H187ZM192 38V39H191ZM221 38V39H220ZM245 38V39H244ZM247 38V39H246ZM165 39H166V41H165ZM173 39L175 40V41H173ZM178 41H177V40ZM181 39H185V41L183 40H181ZM194 39V40H193ZM203 39V40H202ZM204 39H205V41H204ZM219 39V40H218ZM223 39V40H222ZM158 40V41H157ZM161 40H163L164 42H165V44H163L162 45V43H163V41H160ZM196 40V43L194 42ZM201 40V41H200ZM215 40V41H214ZM256 40V41H255ZM260 40V41H259ZM150 41H151V43H150ZM178 43H177V42ZM193 41V42H192ZM257 41H259V42H257ZM2 43V47L3 46H5V45H7L6 46V48L8 49V45H9V48L10 49H12L13 50V46H14V43H10V42H8L7 41V39L6 40H3V41H1ZM7 42V43H6ZM167 42V43H166ZM176 42V43H175ZM182 42V43H181ZM218 42V43H217ZM256 42V43H255ZM4 43H5V45H4ZM64 43V42H63ZM203 43H204V45H205V47H207V48H200L201 47V45H202V47H203ZM225 43V44H224ZM254 43V44H253ZM261 43V44H260ZM160 44V45H159ZM168 44H169V46H168ZM187 44V45H186ZM190 44V45H189ZM198 44H199V46H198ZM201 44V45H200ZM207 44H209V45H207ZM258 44V45H257ZM10 45H12V46H10ZM16 45V44H15ZM173 47H172V46ZM177 45V46H176ZM195 45H197L196 47L198 48H196L195 47ZM211 45V46H210ZM228 45H229V47L232 49H229V47H228ZM236 45V46H235ZM23 47L25 46V44H23L22 45ZM154 46V47H153ZM164 46H168V47H164ZM212 46H215V47H213L212 48ZM252 46V47H251ZM258 46V48H256V47ZM1 47V48H2ZM12 47V48H11ZM16 47V46H15ZM14 47V50L15 51H17V52H14L13 54H11V56H10V53H12L11 52V50L9 49V51H7V49H6V52H4V49H5V47H3L4 49H3V51H2V53H4L5 55L6 54H8L6 57H7V59L9 58V56L11 57V59H8V61L9 60H12V58H13V60H12V63H14V61H17V60H19V61H17V63H20L21 64V60H23V58H19V59H17L16 57H18L20 54H21V49H20V47H21V45L20 46H18L17 45V47H19V49L20 50H18V48H15ZM145 47V48H144ZM150 49H148V48ZM162 47V48H161ZM170 47H172V48H170ZM255 47V48H254ZM260 47V48H259ZM154 48V49H153ZM164 48V49H163ZM170 49V51H172L173 49V55H177L178 57H179V59H177L175 56H172V54H170V56L168 55H166L167 57H168V59H170V58H173L174 60L173 61H175L174 62V64H176V66L178 67V66H180V64L182 65V66H180L182 69H183V71H179V76H180V74H181V72H182V74H185L184 76L185 77H183L182 76V78L180 77L179 78V81L181 82V83H183V81H184V83H185V85H184V83L183 84H181V86H179V85H176L175 86V88L173 87V92L174 91H176L175 93H173L172 92V94L174 95H171V97L173 96V98H175V97H177V98H175L176 99V101L177 102H175V99H173V98H171V101H173V102H175V103H172L171 104V101H170V99H167V97L165 96V94H166V91H165V89H167V87H168V82H170V80H168V78H166L167 76L166 75H168L169 77H170V68H168L167 69V66L166 65H164L165 64V62H164V58L166 57L164 54H165V50L166 49ZM175 48H177V49H175ZM219 48V49H218ZM261 48H262V50H261ZM24 48H22V50H23ZM54 49H56V47L55 48H53L52 47V50L53 51H55ZM144 49V50H143ZM145 49H146V51H145ZM185 49V50H184ZM189 49V50H188ZM192 49V50H191ZM201 49V50H200ZM205 50L204 51V53L202 52V50ZM210 49V50H209ZM213 49H215V51L213 50ZM238 49V50H237ZM253 49V50H252ZM2 50V49H1ZM1 50H0V52H1ZM13 50V51H14ZM208 50V51H207ZM212 50V51H211ZM249 50V51H248ZM254 50H256V52L254 51ZM257 50H259V51H257ZM19 51H20V53H19ZM143 51V52H142ZM148 51H150V54H149V52ZM156 51V52H155ZM177 51V52H176ZM188 51V52H187ZM253 51V52H252ZM261 51H262V53H261ZM9 52V53H8ZM23 52V51H22ZM154 52V53H153ZM183 52V53H182ZM210 52H212V54H214L213 56H215V58H217V60L218 61H221V62H218V61H215V62H213L214 60H216V59H214L213 58V64H212V62H210L211 61V58L210 57H213V56H211L210 55ZM218 52V53H217ZM251 52V53H250ZM260 54H259V53ZM1 53V54H2ZM175 53V54H174ZM194 53H195V55H194ZM231 53V54H230ZM236 53V54H235ZM0 54V55H1ZM3 54V55H4ZM51 54H53V53H51ZM161 54V56H159ZM189 54V55H188ZM197 54V55H196ZM202 54H206V55H202ZM217 54V55H216ZM223 54V55H222ZM12 55L14 56V57H12ZM21 55H24V52L21 54ZM145 57H144V56ZM147 55V56H146ZM151 55H153V56H151ZM163 55V56H162ZM194 55V56H193ZM249 55H250V57H249ZM263 55V56H262ZM16 56V57H15ZM137 56V57H138ZM143 56V57H142ZM158 56V57H157ZM172 56V57H171ZM196 56V57H195ZM200 56H203L202 58L200 57ZM207 56H209V58H210V60L208 61V63H210V65L208 64V67H205L204 66V68H205V71H206V73H208L209 72V74H206L205 73V71L203 72V65L202 64H204V65H206V60H208L209 58L207 57ZM217 56V57H216ZM219 56V57H218ZM235 56V57H234ZM255 56V57H254ZM5 56H3V60H2V55L0 56V66H2V61H4V65H3V67H5L6 69H7V71H8V74L10 75V77H9V75H7V73H6V71L5 70H3L5 73L3 74V71L1 72V70L3 69V67H1L0 68V77H2V79L4 78V75H6V77H5V80L3 79V84H6L7 82H9L10 81V78L12 77V78H14V76H13V71H15L14 70V68L12 67V66H14L15 64H16V62L14 63V65L10 62V65H9V62L7 61V63L6 64H8V65H6L5 64V60L6 59H4V58H6ZM20 57V56H19ZM52 57V58H51ZM50 58H51V60H49V62L50 61H52V59H53V56H51ZM160 57H161V59H162V57H164L163 58V60H159L160 59ZM167 57H166V59H167ZM170 57V58H169ZM17 59V60H15V59ZM157 58H159V59H157ZM176 58V59H175ZM141 59H143V60H145V61H143V60H141ZM158 60V61H160V63L162 62V63H164V64H161L160 65V63L159 64H157L156 63V60ZM167 59V60H168ZM183 59H186V60H183ZM198 59V60H197ZM200 59V60H199ZM202 59V60H201ZM129 60V61H128ZM166 60V64H168V61ZM176 60H180V61H185V62H180V61H176ZM188 60L190 61V63H188ZM192 60H194V61H192ZM251 62H250V61ZM143 63H142V62ZM169 61H172V59H170ZM173 61L171 62L172 64H173ZM186 61H187V63H186ZM201 61V62H200ZM202 61H205V63L204 62H202ZM263 61V62H262ZM48 62V63H49ZM53 62H54V60H53ZM133 62H134V64H133ZM139 62V63H138ZM140 62H141V64H140ZM153 62V63H152ZM179 64H178V63ZM194 62V63H193ZM199 62H200V64H199ZM130 63H131V65H130ZM145 63V64H144ZM192 63H193V67H192ZM214 63L216 64V65H214ZM218 63V64H217ZM219 63H220V65H219ZM255 63V64H254ZM51 64V62L49 63V65ZM139 64H140V66H139ZM171 64V65H172ZM178 64V65H177ZM185 64L186 65H188L187 67H185ZM189 64H191V65H189ZM252 64H254V65H252ZM19 64H17L16 65V67L15 68H18L19 66H18ZM128 65H130V66H128ZM134 65V66H133ZM151 65V66H150ZM171 65H168V66H171ZM196 65V66H195ZM200 65H202V66H200ZM221 65H223V66H221ZM249 65V66H248ZM10 66H11V68H10ZM131 66H133V67H131ZM137 67V69H136V67ZM150 66V67H149ZM191 66V67H190ZM207 66V65H206ZM255 66V67H254ZM162 67V68H161ZM179 67V68H180ZM189 67V68H188ZM201 67H202V70H201ZM210 67H211V69H210ZM213 67H215L216 68V70H215V68H213ZM244 67V68H243ZM13 68V69H12ZM43 68V67H42ZM42 68H40V69H42ZM47 69V71H48V76L50 77V78H52L51 76H52V74H50L52 71H51V69H48V67H46ZM140 68H141V71H140ZM180 68V69H181ZM191 68V69H190ZM199 68V69H198ZM19 69V68H18ZM147 69V70H146ZM161 69V70H160ZM181 69V70H182ZM185 69L187 70L188 69V71H187V75H186V71H185ZM198 69V70H197ZM210 69V70H209ZM215 70V73L213 74L212 72H214L213 70ZM225 69V70H224ZM230 69V70H229ZM245 69V70H244ZM10 70V71H9ZM133 72H132V71ZM146 70V71H145ZM163 70H165V72L163 71ZM200 70V71H199ZM212 70V71H211ZM248 70V71H247ZM51 71V72H50ZM145 71V72H144ZM168 71H169V74H167L168 73ZM185 71V72H184ZM195 71V72H194ZM198 71V72H197ZM211 71V72H210ZM11 74H10V73ZM18 72V75L16 74ZM21 71H18V70H16V73H14V75L17 77H15L16 78V81H15V79L13 80V79H11L12 81H14V82H17L18 83V80H19V83H20V81L22 82L24 79H26V77H25V74L24 75H19V73H20ZM50 72V73H49ZM156 72V73H155ZM160 72V73H159ZM184 72V73H183ZM224 72V73H223ZM153 75H151V74ZM155 73V74H154ZM163 73V74H162ZM234 73V74H233ZM253 73V74H252ZM258 73V74H257ZM3 74V75H2ZM20 74H22V73H20ZM43 74V73H42ZM42 74H40L38 77H39V79L40 80H42V81H44V83H43V85H41V86H45L44 84L46 83V85L48 84V79L46 78V77H44ZM150 74V75H149ZM181 74V75H182ZM204 75V76H202V75ZM41 75L43 76L42 78L43 79H41ZM51 75V76H50ZM138 76L137 77V79H136V76ZM197 75H198V77H197ZM209 75V76H208ZM212 75H213V77H212ZM215 75V76H214ZM21 78H20V77ZM22 76H24V78H22ZM26 76H29L28 74L26 75ZM149 76V77H148ZM206 76H208V77H206ZM261 76V77H260ZM7 77H9V80L7 81L6 80V78ZM31 77H32V79H33V77H35V79H36V82H38V81H40V80H38V77L37 76H34V74L32 75L31 74ZM133 77V78H132ZM147 77V78H146ZM194 77H196V79L194 78ZM127 78V77H126ZM152 78V79H151ZM154 78V79H153ZM214 78H217V79H214ZM1 78H0V81L2 80ZM22 79V80H21ZM47 79V80H46ZM139 79V80H138ZM141 79V80H140ZM157 79V80H156ZM164 79V80H163ZM167 79V80H166ZM183 79V80H182ZM186 79H189L188 81L186 80ZM191 79V80H190ZM192 79H193V81H194V79H195V83L192 81ZM212 79V80H211ZM255 80V82H254V80ZM139 81V82H137V81ZM143 80V81H142ZM147 80V81H146ZM157 82H156V81ZM166 80V81H165ZM200 82H199V81ZM216 80V81H215ZM244 80V81H243ZM5 81H6V83H5ZM11 81V82H12ZM46 81V82H45ZM164 81V82H163ZM215 81V82H214ZM11 82H10V85H11ZM13 82V83H14ZM187 82V83H186ZM198 82V83H197ZM211 82V83H210ZM232 82V83H231ZM262 82V83H261ZM18 83V84H19ZM39 83V82H38ZM40 83H41V81H40ZM140 83V85H142V86H140V85H138ZM148 83V84H147ZM190 83L192 84V86L190 85ZM193 83L195 84L194 86H193ZM235 83V84H234ZM260 83V84H259ZM136 84H137V86H138V88H140L139 90H137L138 88H136ZM163 84V85H162ZM166 84H167V86H166ZM179 84V83H178ZM187 84V85H186ZM215 84H217V85H215ZM219 84H220V86H219ZM227 84V85H226ZM255 84V85H254ZM263 84V85H262ZM2 85V81H1V83H0V86ZM6 85H9V84H6ZM183 85V86H182ZM209 85V86H208ZM229 85V86H228ZM2 86H4V85H2ZM140 86V87H139ZM166 86V87H165ZM171 86V85H170ZM169 86V87H170ZM190 86V87H189ZM200 86V87H199ZM224 86V87H223ZM159 87V88H158ZM178 87V88H177ZM192 87H193V89H194V91L197 93V94H195L194 95V91L192 90ZM223 87V88H222ZM232 87H234L235 88V90H234V88H232ZM142 88V89H141ZM171 88V87H170ZM185 88V89H184ZM197 88H199V89H197ZM49 89V88H48ZM155 89V90H154ZM159 89H161L162 91H163V93H164V95H163V93H162V91H159ZM176 89V90H175ZM200 89H201V91H200ZM218 89V90H217ZM223 89V90H222ZM227 89V90H226ZM230 89V91H228ZM53 90V89H52ZM142 90V91H141ZM182 90H187L186 92L188 93V94H182V96L180 95V91ZM197 90V91H196ZM199 90V91H198ZM221 90V91H220ZM261 90V91H260ZM43 91H44V88H43V90H42V95L41 94H37V95H33L34 97H32V95H28L29 97H32V98H29V97H27V94H26V96H25V99H26V97L28 98L26 101L28 102H24V104H25V106H26V108H29L28 107V105L27 104H29V101H30V99H32L31 100V102L33 101V98H35L36 96V98L34 99V104H35V101L37 100V98L39 99V101L37 100V102H36V105H42L43 103H44V100L46 99L47 100V98H45L46 97V95H45V97H44V99H43V96H44V94H43ZM54 91H55V89H54ZM139 91H141L142 93H144V94H142L141 92H139ZM145 91V92H144ZM155 91V92H154ZM178 91V92H177ZM181 91V93H186V92H182ZM190 92V93H189ZM191 92H193V95L191 94ZM200 92L202 93V95H200ZM209 92V93H208ZM141 94V96H138V95H140ZM150 93V94H149ZM158 93V94H157ZM204 93V94H203ZM207 95H206V94ZM211 93V94H210ZM222 93V94H221ZM228 93V94H227ZM230 93V94H229ZM53 94V93H52ZM160 94V95H159ZM191 94V95H190ZM262 94V95H261ZM39 95V96H38ZM57 95V94H56ZM56 95L54 96V94H53V99H55V97H56ZM144 95V96H143ZM162 95V96H161ZM181 96V97H178V96ZM188 95V96H187ZM203 95H204V97H206V100L205 99H203L204 97H203ZM208 95H210V97L211 98H209V96ZM212 95V96H211ZM40 96H42L41 98H40ZM58 96V95H57ZM185 97V99H184V97ZM192 96V97H191ZM200 96H202V98H200ZM150 97V98H149ZM160 97V98H159ZM162 97V98H161ZM166 99H165V98ZM197 97L199 98V100L200 99H202V100H200V102H199V100L197 99ZM229 97V98H228ZM233 97V98H232ZM244 97V98H243ZM14 98V97H13ZM141 98L142 99H144V100H141ZM178 98H179V100H178ZM190 98V99H189ZM194 98V99H193ZM261 98H263V99H261ZM12 99V97L10 98V101L11 102H9V99H7V102H6V104L8 103L9 104V106L8 105H6L8 108L9 107H11V108H15V110H16V107L15 106H17L18 105V101H16V98H14V100H11ZM18 100H19V98H17ZM25 99H23L22 98V100H25ZM41 99H43V100H41ZM52 99V98H51ZM50 99V100H51ZM173 99V100H172ZM196 99V100H195ZM223 99V100H222ZM21 100V99H20ZM19 100V101H20ZM45 100V103L46 104H43V106H39L40 107V110H39V107L38 106H36V105H34V107L33 106H31L30 104V108L29 109H27V110H30V111H35V112H38V111H40V112H42V113H45V112H48V113H53L55 116H58V117H56L55 119L57 120H55L56 121V125L57 124H59V126H60V122H61V120H60V111L59 110H61V109H59V110H57L58 108H59V106H60V102H56V101H58V97H57V100H55V103L51 100V101H49L50 103L51 102H53L52 104L53 105H51L50 106V103L48 102V101H46ZM49 100V99H48ZM147 102H146V101ZM160 100V101H159ZM213 100V101H212ZM220 100V101H219ZM15 102L16 101V104H14L13 102ZM43 102L42 104H39V103H41V102ZM139 101L141 102V104H139ZM150 101H152V103L150 102ZM163 101V102H162ZM183 101V102H182ZM193 101V102H192ZM212 101V102H211ZM48 102V103H47ZM134 102H135V99H134ZM187 102V103H186ZM199 102V103H198ZM204 102H206V103H204ZM223 102V103H222ZM225 102H227V103H225ZM10 103H13L15 106L14 107H12L13 105H11ZM27 103V104H26ZM58 103H59V105H58ZM162 103V104H161ZM166 103V104H165ZM180 103V104H179ZM183 103H185L186 105H184ZM194 103V104H193ZM197 105H196V104ZM201 103H204L206 106H204V104H203V106H201ZM244 103V104H243ZM49 104V106L50 107H52V106H54V104H56V106L58 107H56L55 106V108L53 107V108H49L48 106H46V105H48ZM148 104L150 105V106H148ZM153 104V105H152ZM170 104H171V106H173L172 108L174 109L176 106H175V104H177V107L174 109V111L170 108ZM174 104V105H173ZM223 104V105H222ZM226 104V105H225ZM234 104V105H233ZM142 105V106H141ZM165 105V106H164ZM184 105V106H183ZM199 105V106H198ZM215 105V106H214ZM24 106V107H25ZM36 106V107H35ZM45 106V107H44ZM168 106V107H167ZM186 106V107H185ZM188 106V107H187ZM196 106V107H195ZM209 106V107H208ZM224 106V107H223ZM6 107V108H7ZM46 108V107H48V109L46 108L45 110V112H44V110L42 111V109H44V108ZM146 107V108H145ZM149 108V110H151L152 109V107H154V109H153V111L152 112H150L149 110H148V108ZM181 107V108H180ZM195 109V110H197V111H195V110H193V108ZM251 107V108H250ZM263 109H262V108ZM8 108L6 109L7 111H8ZM11 108H9V113L11 112V110H14V109H11ZM26 108H24V110L26 111ZM32 108V109H31ZM37 108V109H36ZM141 108V109H140ZM223 110H222V109ZM2 109H5V106L2 108ZM33 109H36V110H33ZM50 109V110H49ZM53 109H55V110H53ZM207 109V110H206ZM232 109V110H231ZM243 109V110H242ZM250 109V110H249ZM52 110V111H51ZM144 110H146L145 112H144ZM183 110V111H182ZM187 110H189L188 112H187ZM209 110H211V111H209ZM179 111H180V113H179ZM225 111H227V112H225ZM172 112H174L173 114H171ZM177 112V113H176ZM182 112H183V114H182ZM215 112V113H214ZM221 112V113H220ZM254 112V113H253ZM39 113V112H38ZM145 113H148V114H145ZM178 113H179V115H178ZM186 113H188V115L186 114ZM202 113V114H201ZM57 114V115H56ZM165 114V115H164ZM171 114V115H173V116H171L170 115V117H173V118H175V119H177V117H178V119L177 120H175V122L177 121L178 123L179 122H181V121H183V117H184V120L186 121V123H189L190 124V122L192 123V122H196L197 124H199V125H194V124H196V123H194L193 125H194V127H195V129H194V127H193V125L191 124V127H193V129L190 127L189 129V132L190 131H194V133H192L191 135H187L188 134V124H186V125H184L183 124V122H181L183 125H184V127H185V131H184V129H182V131H184L183 133H184V135L186 136L187 135V137H185V139L186 138H189L188 140H185L183 137L184 136H182L183 135V133H181V129H179V127L182 125V124H180L179 125V127H173V128H176L177 130L179 129V132L181 133L180 135L182 136V138L180 137L179 139H178V142L177 143H179V141H180V143L178 144V145H180L181 144V141H182V139L183 140H185V141H183L182 142V144L180 145L181 147L183 146V147H185L184 149H183V147L181 148V150H180V154L177 152V150H179V149H177V150H175V153L179 156V155H181V151L183 152L182 153V155H184L185 156V153H187V151H186V149H188V154H186L187 155V157H188V159H191V160H189V164H187V162H188V160H187V158H186V160H185V158H183L182 160H180L181 158H180V156H179V158H178V160H180L181 161V164L179 163L180 161H178V160H176V162H172L170 159H171V157L173 156H171V154L169 155L168 153L169 152H171V149L169 148V144H170V147H172V145L173 146H176L175 148H177L178 146L177 145H175L176 143H174V142H172V140L174 141L175 139H176V136L175 135H177V137H178V134H179V132H178V134H177V132H172V131H174V130H172L173 128H172V125H170L169 126V124L171 123V121L173 120L172 118H170L169 117V115ZM175 114H177V115H175ZM187 116H186V115ZM192 114V115H191ZM198 114V115H197ZM208 114V115H207ZM218 116V117H216V115ZM222 114H223V116H222ZM226 114V115H225ZM231 114V115H230ZM143 115L145 116V117H143ZM168 115V116H167ZM175 115V116H174ZM184 115V116H183ZM199 115L201 116V118L203 117L204 119H202L201 120V118L199 117ZM204 115V116H203ZM168 117V119H167V117ZM200 119H199V118ZM182 118V119H181ZM169 119H171V120H169ZM197 119V120H196ZM198 119H199V121H198ZM219 119V120H218ZM201 120V121H200ZM235 120V121H234ZM237 120V121H236ZM159 121H160V123H159ZM170 121V122H169ZM209 121V122H208ZM145 122V123H144ZM164 122H166V123H164ZM169 122V123H168ZM155 123H157V124H155ZM163 123V124H162ZM173 123V122H172ZM185 123V122H184ZM204 123V124H203ZM207 123V124H206ZM223 123V124H222ZM136 124V125H135ZM148 124H150V125H148ZM154 124V125H153ZM211 124V125H210ZM148 125V126H147ZM163 125V126H162ZM174 125L176 126L177 125V123L175 124L174 123ZM201 125H202V127H201ZM210 125V126H209ZM58 126V125H57ZM152 126V127H151ZM155 126V127H154ZM204 126V127H203ZM209 128H208V127ZM131 127H130V130H131ZM183 127V126H182ZM183 127V128H184ZM198 127V128H197ZM199 127H200V129H199ZM218 127H219V129H218ZM223 127V128H222ZM151 128V129H150ZM164 128V129H163ZM181 128V127H180ZM202 128H203V130H202ZM208 128V129H207ZM261 128V129H260ZM145 129V130H144ZM153 129V130H152ZM155 129V130H154ZM166 129V130H165ZM187 129V130H186ZM192 129V130H191ZM216 129V130H215ZM134 130V131H133ZM148 130H150V131H148ZM196 130H197V132H196ZM204 130H207L206 132H202V131H204ZM208 130H209V132H208ZM221 130V131H220ZM136 131V132H135ZM146 131H147V133H146ZM162 131V132H161ZM170 131V132H169ZM176 131V130H175ZM198 131H200V132H198ZM149 132H151V134L149 133ZM157 132H159V133H157ZM187 134H186V133ZM143 133V134H142ZM155 133H156V135H155ZM161 133H163V134H161ZM173 133H176V134H173ZM207 133V134H206ZM146 134H147V136H146ZM150 136H149V135ZM171 134H172V136H171ZM190 134V133H189ZM194 134V135H193ZM195 134H197V135H195ZM199 134H201L200 136H199ZM210 138L211 137V140L213 141H211L206 135ZM144 135V136H143ZM170 135V136H169ZM210 135V136H209ZM259 135V136H258ZM142 136V137H141ZM154 136V137H153ZM161 136V137H160ZM166 136V137H165ZM189 136H191V137H193V139H194V136H195V138L196 139H194V141H192V142H194V145H196V146H194L196 149H199V151H195V148H193V146H192V142H191V140H193L192 138H190ZM146 137V138H145ZM170 137H172V139H170ZM174 137H175V139H174ZM198 137V138H197ZM137 140H136V139ZM138 138L140 139L141 138V142L138 140ZM150 138V139H149ZM154 138V139H153ZM162 138V139H161ZM224 138V139H223ZM200 141V143L198 144V140ZM202 139H204V142H203V140ZM209 139V140H208ZM144 140V141H143ZM147 140V141H146ZM150 140V143H148V141ZM197 142H196V141ZM205 140H207L206 142H205ZM134 141V142H135ZM161 141V142H160ZM166 141V142H165ZM177 141V140H176ZM175 141V142H176ZM186 141H188V142H186ZM239 141V142H238ZM144 142H146V144L144 143ZM163 142V143H162ZM164 142H165V145H164ZM191 142V143H190ZM144 143V144H143ZM154 143V144H153ZM187 143H189L190 144V146H188L189 144H187ZM197 143V144H196ZM204 143V144H203ZM205 143H207L206 144V146H205ZM212 143V144H211ZM240 143V144H239ZM144 146H143V145ZM160 144V145H159ZM184 144H186V145H184ZM201 144V145H200ZM219 144V145H218ZM134 145H136V146H134ZM140 145V146H139ZM151 145V146H150ZM202 146V147H200V146ZM218 145V146H217ZM134 148H133V147ZM137 146L138 147H141V148H137ZM153 146H155V147H153ZM186 146H188V147H186ZM211 146V149L209 148L208 149V147H210ZM189 147H192L193 149H190L189 150ZM203 147H204V149H205V151L207 152L208 150L210 151V153H206L205 151H204V149H203ZM206 147V148H205ZM131 148H133V149H131ZM136 148V149H135ZM164 148V149H163ZM169 149V150H168ZM208 149V150H207ZM138 150H140V151H138ZM186 152H185V151ZM192 150H194V151H192ZM216 150V151H215ZM173 151V150H172ZM189 151H192V153H194L193 155H195V156H193L192 158H189V157H191L190 155H189ZM208 151V152H209ZM213 151V152H212ZM140 152V153H139ZM147 152H148V154H147ZM185 152V153H184ZM203 152H205V153H203ZM211 152H212V154H211ZM144 155H143V154ZM150 153V154H149ZM172 153V152H171ZM200 155V154H202L201 156H199L198 158H197V156H198V154ZM141 154H142V157H143V160L141 159L142 157H140L141 156ZM161 154V156H159ZM174 154V153H173ZM205 154V156L204 157H206V158H201L203 155ZM240 154V155H239ZM260 154V155H259ZM181 155V157H183ZM189 155V156H188ZM197 155V156H196ZM244 157H243V156ZM169 156H171L170 158H169ZM177 156V157H178ZM210 159H212V160H209V158ZM211 156V157H210ZM249 156V157H248ZM174 157V156H173ZM240 157V158H239ZM262 157V158H261ZM135 158H134V160H135ZM197 158V159H196ZM246 158V159H245ZM136 159V160H137ZM145 159V160H144ZM164 159V161H162ZM167 159L168 160H170L169 162H167ZM208 159V161H206V160ZM215 161H214V160ZM248 159V160H247ZM261 159V160H260ZM58 159H56V161H57ZM135 160V161H136ZM149 160H151V161H149ZM157 160V161H156ZM172 160H174V159H172ZM200 160V161H199ZM242 160H244V161H242ZM128 161V162H129ZM132 161V162H131ZM131 163H133V159H131ZM150 162L151 164H153V165H151V167H153V168H151V167H149L150 165V163H147V162ZM168 163L167 165H169V168H165V167H167L166 166V162ZM178 161V162H177ZM183 161V162H182ZM190 161H191V163H192V165H193V167L191 166V163H190ZM193 161H196V162H194L195 164H196V166L197 165H199V166H197V168L194 166L195 164L193 163ZM199 161V162H198ZM209 161H210V163H209ZM234 161V162H233ZM261 161V162H260ZM129 162V163H130ZM155 162V163H154ZM159 162V163H158ZM165 162V163H164ZM208 162V163H207ZM245 162V163H244ZM247 162V163H246ZM129 163H128V165H129ZM136 163V162H135ZM216 163V164H215ZM261 163V165H258V164H260ZM141 164H142V166H141ZM148 164V165H147ZM161 164V165H160ZM164 164H165V167H164ZM206 164V165H205ZM214 164V165H213ZM218 164V165H217ZM131 165H133V164H131ZM136 165V164H135ZM146 165L149 167H147L146 168ZM160 165V166H159ZM190 165V166H189ZM200 165H202L201 167H200ZM238 165H239V167H238ZM248 167H247V166ZM58 166H59V164H58ZM130 166V165H129ZM129 166H127L128 168H133V167H129ZM145 166V167H144ZM159 167V168H157L156 169V167ZM219 168H218V167ZM230 166V167H229ZM231 166H232V168H234V170H231L232 168H231ZM241 166V167H240ZM170 167H171V169H170ZM191 167V168H190ZM200 167V168H199ZM203 167H204V169H203ZM208 167V168H207ZM214 167V168H213ZM237 169H236V168ZM261 167V168H260ZM152 170H151V169ZM161 168H162V170H161ZM163 168H165L166 169V171L163 169ZM178 168V167H177ZM190 168V169H189ZM194 168V169H193ZM196 168V169H195ZM222 168V169H221ZM226 168V169H225ZM241 168V169H240ZM258 168H260V169H258ZM143 169V170H142ZM148 169V170H147ZM154 169H155V171H154ZM158 169H159V171L161 172H159L158 171ZM167 169H168V173H167ZM179 169H180V167H179ZM188 169V170H187ZM203 169V170H202ZM217 169H219L220 170V172H219V170H217ZM230 169V170H229ZM240 169V170H239ZM243 169V170H242ZM263 169V170H262ZM147 170V171H146ZM150 170V171H149ZM171 170V171H170ZM194 170V171H193ZM197 170V171H196ZM209 170V171H208ZM236 170H238V171H236ZM246 172H245V171ZM262 170V172H260ZM133 171H134V169H133ZM204 171V172H203ZM226 171H227V173H226ZM192 172V173H191ZM195 172V173H194ZM197 172V173H196ZM229 172H236V173H234V174H231V173H229ZM260 172V173H259ZM136 173V172H135ZM139 173V172H138ZM151 173V174H150ZM157 173V174H156ZM160 173V174H159ZM183 175H182V174ZM187 173V172H186ZM219 173V174H218ZM221 173V174H220ZM262 173V174H261ZM146 174V175H145ZM154 174V175H153ZM165 174V175H164ZM173 175L174 174V176L173 177H171L170 175ZM192 174V176H193V179H195V177L194 176H196V174L197 175H199L196 179H198L196 182H199V183H195V184H200V185H196V187L198 188V190L197 191H195V190H193L194 189V187H192L191 189H189L191 186H192V183H194V180H192L191 179V177L192 176H190V175ZM237 174H238V176H237ZM262 176H261V175ZM137 175V174H136ZM160 175V176H159ZM207 175V176H206ZM222 175V176H221ZM231 175V176H230ZM234 177H233V176ZM165 176V178H163V177ZM171 177L170 179H169V177ZM236 176V177H235ZM259 176V177H258ZM150 177V178H149ZM154 177V178H153ZM157 177H159V178H157ZM203 177V178H202ZM206 177V178H205ZM222 177V178H221ZM227 177H229V178H227ZM238 177V178H237ZM243 177V178H242ZM262 177V178H261ZM137 178H138V176H137ZM164 179L165 181V183L164 182H160V180L161 181H163L162 179ZM173 178V179H172ZM184 178L186 179V181L184 180ZM208 178V179H207ZM213 178V179H212ZM260 178H261V180H260ZM144 179H147V180H144ZM150 179V180H149ZM160 179V180H159ZM169 179V180H168ZM195 179V180H196ZM211 179V180H210ZM231 179V180H230ZM240 179H241V181H240ZM172 180V181H171ZM184 180V181H183ZM207 180V181H206ZM215 180V181H214ZM225 180H226V183H224L225 182ZM158 181V182H157ZM171 181V182H170ZM189 181H190V183H191V186L189 187ZM193 181V182H192ZM210 181H212V182H210ZM231 181V183L233 182V183H235V184H233L232 183V185H230L231 183H228V182H230ZM156 184H155V183ZM202 182V183H201ZM211 184H210V183ZM239 182H241V183H239ZM244 182V183H243ZM259 182V183H258ZM151 183V185H149V184ZM189 183V184H188ZM222 183H223V185H222ZM215 184H217V185H215ZM227 184V185H226ZM240 184H241V186H240ZM142 185V186H143ZM148 185H149V187H148ZM163 185H166V186H164L165 188H164V190L162 189L163 188ZM187 185V186H186ZM219 185V186H218ZM225 185V186H224ZM261 185H263V186H261ZM161 188H160V187ZM189 187V188H186V187ZM193 186H194V184H193ZM206 186V187H205ZM218 186V187H217ZM221 186V187H220ZM224 186V187H223ZM232 186V187H231ZM87 187V186H86ZM186 188V190H185V188ZM199 187H201V189L199 188ZM220 187V188H219ZM144 188V189H143ZM212 188V189H211ZM221 188H222V190H221ZM231 188V189H230ZM167 191H166V190ZM177 189V190H178ZM196 189V188H195ZM213 189H215V190H213ZM216 189H217V191H216ZM219 189V190H218ZM235 189H236V191H235ZM263 189V190H262ZM86 190V191H85ZM190 192H192V193H190ZM201 190V191H200ZM230 190H232V191H230ZM242 190V191H241ZM89 191V192H88ZM90 191H91V189L88 187V188H86V189H84V191H83V194L85 193L86 194V192H88L85 196H86V199L85 200H87V199H89V200H91L92 201V199H94L93 201H96V199H97V197L95 198V196H97V195H99V193H100V190H97L98 192H97V194H96V191L94 192L93 190V193H90ZM161 191V192H160ZM176 191V190H175ZM195 193H194V192ZM235 191V192H234ZM241 191V192H240ZM163 192V193H162ZM167 193V195H164V193ZM213 192V193H212ZM215 192V193H214ZM217 192H218V194H217ZM223 192V193H222ZM234 192V193H233ZM91 194V196H90V194ZM163 194V195H161V194ZM198 193V194H197ZM219 193H222V196L224 195V194H227V195H225L227 198H225V196H223V198L225 199V201L228 203V206H226L227 205V203L223 200V198H218L219 196H221ZM232 193V194H231ZM89 194V196H87ZM101 194V193H100ZM175 194V195H174ZM190 194H193V196L194 197H192ZM201 194V195H200ZM241 194V195H240ZM95 195V196H94ZM153 195H154V197H153ZM156 195V196H155ZM160 197H159V196ZM169 195V196H168ZM198 195V196H197ZM212 195V196H211ZM213 195H215L214 197H213ZM231 195H233V196H231ZM236 195V196H235ZM158 196V197H157ZM163 196V197H162ZM189 196H187V198L186 199H189L188 197ZM197 198H196V197ZM203 198H202V197ZM88 197V198H87ZM91 197V198H90ZM143 198L144 200H146V198ZM148 197V196H147ZM167 199H166V198ZM184 197H181V198H184ZM192 197V198H191ZM209 197V198H208ZM234 197V198H233ZM154 198V199H153ZM161 198V199H160ZM194 198V199H193ZM200 198V199H199ZM213 198H215V199H213ZM155 199H157V200H160V201H158L157 202V204H156V202L155 201H157V200H155ZM162 199H164V200H162ZM185 199V200H186ZM202 199V200H201ZM218 199H220L219 200V204L221 205H219L218 204ZM166 200V201H165ZM168 200V201H167ZM184 200V199H183ZM184 200V201H185ZM209 200V201H208ZM92 201V202H93ZM170 201V202H169ZM187 201V200H186ZM208 201V202H207ZM223 201H224V203L226 204V205H224V203H223ZM87 202H88V200L87 201H84L83 203H86L87 204ZM90 202V201H89ZM88 202V203H89ZM92 202H90V203H92ZM196 202H195V204H196ZM203 202V203H202ZM214 202H216L215 204H214ZM222 202V203H221ZM82 203V205H85V204H83ZM164 203H166V205L168 206H166ZM187 203H188V201H187ZM193 204V206H192V204ZM205 203V204H204ZM208 203V205H206ZM236 203V204H235ZM261 203V204H260ZM210 204V205H209ZM154 205V206H155ZM160 205H162L161 207H160ZM191 205V206H190ZM197 205V204H196ZM231 205V206H230ZM243 205H244V207H243ZM163 206H165L164 208H163ZM208 206H210V207H208ZM211 206H212V208L213 209H215V210H212V208H211ZM223 206H225V210L223 209L224 207ZM169 207H171V208H169ZM217 207V208H216ZM230 207H231V209H230ZM169 208V209H168ZM206 208H208V209H206ZM221 209V210H218V209ZM230 209V210H229ZM240 209V210H239ZM164 210V211H163ZM193 210V211H192ZM197 210V211H196ZM229 210V211H228ZM243 210V211H242ZM168 211V212H169ZM195 211V212H194ZM199 211V212H198ZM208 211V212H207ZM216 211V212H215ZM219 211H221L222 213H224V216H222V215H220V213L221 212H219ZM144 212V211H143ZM147 211H145L144 213H146ZM169 212V213H170ZM194 212V213H193ZM196 212L197 213H199L200 215H197L196 214ZM206 212V213H205ZM217 212H219V215L221 216V218H219V220L220 219H222V220H220L222 223H223V225H222V223L219 221V220H217L218 219V217H214L215 215V213H216V216H217ZM230 212V213H229ZM193 213V214H192ZM213 213V214H212ZM221 213V214H222ZM205 214H209L208 215V218H207V215H205ZM150 215V214H149ZM197 215V216H196ZM201 215H203V216H205V219H204V217L203 216H201ZM228 215L230 216V217H228ZM164 216V217H163ZM210 216V217H209ZM212 216V217H211ZM219 216V217H220ZM235 216H237V217H235ZM201 217H202V219H201ZM214 217V218H213ZM222 217H225V218H222ZM166 219V220H163V219ZM228 218L230 219L229 221H228ZM140 219V218H139ZM159 219V218H158ZM199 219V220H198ZM213 219L214 221H215V223H213L214 221H211V220ZM253 219V220H252ZM160 220V219H159ZM176 220V219H175ZM200 220H203V221H200ZM224 220H226V221H224ZM251 220L252 221H254V222H256V227L254 228V227H251V225H249V222H251ZM164 223H163V222ZM234 221V222H233ZM207 222V223H206ZM211 222L213 223V225H214V227H213V225L211 224ZM224 222H227V224H228V222H230V225H227V228L228 227H230L231 226V231L230 232H228L227 233V228H225L226 229V231L224 232L225 234H223V227H224V225H225V223ZM231 222H232V224H231ZM165 224V223H167V224H165V225H167L168 226V224H170V228L168 227V229H167V226H165V225H162V226H165V229H164V227H163V229L164 230H166L167 231V233L169 234V236H168V234L167 233H165L164 232V230L162 229V226L160 227L159 226V224ZM175 223V225H177V223H176V221H174L173 222V224ZM199 223V224H200ZM220 223V224H219ZM208 224H209V226H208ZM205 225V226H204ZM211 226V227H210ZM221 226V227H220ZM223 226V227H222ZM255 226V225H254ZM258 226H260V228H258ZM203 227V228H202ZM216 227V228H215ZM208 228V229H207ZM212 228V229H211ZM214 228V229H213ZM220 228H222V230L220 229ZM251 228V229H250ZM150 229V230H151ZM170 229L172 230V231H170ZM205 231H204V230ZM212 231H211V230ZM214 230H215V232H214ZM235 230V231H234ZM141 231V232H142ZM160 231L162 232H164L165 233V237L166 238H168L169 240H168V242H167V239H161V238H159L162 234H160ZM208 233H207V232ZM248 231V232H247ZM140 232V233H141ZM145 232V233H144ZM131 232H127L126 233V236H127V238L129 239V237H128V235H130V239L132 238V237H134V235L135 234H133V233H131ZM146 233H148V234H146ZM213 233V234H212ZM217 233H218V235H217ZM258 233H260V235H263V236H260ZM177 234V233H176ZM4 235V234H3ZM131 235H132V237H131ZM136 235H139V234H136ZM141 234L138 236L139 238H140V241H141V238L143 237ZM190 235V236H191ZM211 235H213L212 236V238H209V237H211ZM220 235V236H219ZM223 235V236H222ZM244 235V236H245ZM113 236V235H112ZM149 236L151 237L152 236V238H149ZM163 236V237H164ZM168 236V237H167ZM175 236H180L179 234H177V235H175ZM219 236V237H218ZM222 236V237H221ZM259 236V237H258ZM145 237H143L142 239H144ZM202 237H204V238H202ZM207 237V238H206ZM222 239H221V238ZM236 237L238 238V240H235L236 239ZM146 239V238H145ZM204 239V240H203ZM208 239V240H207ZM213 241L214 239V241L212 242L211 240ZM219 239H220V242H219V244H217L218 243V241H219ZM258 239V240H257ZM147 240V239H146ZM190 240V239H189ZM206 240V241H205ZM218 240V241H217ZM259 240H260V243H259ZM156 241V242H157ZM205 241V242H204ZM212 243H210V242ZM217 241V242H216ZM236 241V242H235ZM149 244H148V243ZM160 242V241H159ZM159 242H158V244L157 243H155V241L153 242V241H145L144 240V242H142L143 244L141 245V246H143V247H147L148 245L149 246H151V247H155L156 245H159ZM216 242V243H215ZM235 242V243H234ZM261 242H263V243H261ZM154 243L156 244V245H154ZM161 243V242H160ZM163 243V244H164ZM194 243V244H193ZM208 243H209V246H211V247H209L208 246ZM215 243V244H214ZM233 243V244H232ZM203 244V245H202ZM206 244V245H205ZM211 244V245H210ZM140 245V244H139ZM145 245V246H144ZM147 245V246H146ZM147 247V248H143V250L141 249L142 247H140V249H141V252L140 253H142V251L144 252V250L145 249H150L151 247ZM213 246V247H212ZM215 246H217V247H215ZM230 246V247H229ZM157 247V246H156ZM156 247L155 248H152L151 250H152V252H156L157 251V249H156ZM170 247V246H169ZM161 248V247H160ZM160 248H159V251H161L160 250ZM168 248V247H167ZM166 248V249H167ZM214 250H216V251H214ZM216 248H219V249H216ZM240 248V249H239ZM249 248V247H248ZM148 249V250H149ZM156 249V250H155ZM186 249V250H187ZM197 248L195 247V251H197L196 250ZM241 249H242V252H241ZM189 250H187V251H189ZM198 250V252L200 253V255H201V252ZM217 250H218V252H217ZM234 250V251H233ZM246 250V249H245ZM159 251H157L156 253H157V255L155 254V253H153V254H155L156 256H158V260L156 261L155 260V262H162V260H163V258H162V260H160L161 259V257L163 256H161V253L159 252ZM167 251H169L168 249H167ZM194 251V252H195ZM236 251V252H235ZM249 251H251V253H253V254H251V253H248ZM145 252H147V250H145ZM144 252V253H145ZM150 252L151 251H148L147 253H149L150 254ZM151 252V253H152ZM170 252V254H171V252L173 253H175V255H177L176 257L178 258V254L176 253V251H174L172 248H171V250L169 251ZM193 251H189V252H183V255L185 256V255H190V257H191V254L193 253L194 255H199V253L198 252H195L194 253ZM209 252V253H208ZM135 253V252H134ZM214 253H216V254H218V256H216V257H219V258H216V259H214V260H211L213 257V255H215ZM242 253H247V255L245 254V256H244V254L242 255ZM128 254H133V253H128ZM127 254V255H128ZM152 254V255H153ZM163 254V253H162ZM248 254H251V256H248ZM261 254V253H260ZM258 254L257 256H255V257H257V258H255V257H252V258H247V259H249V261H251V262H253V261H255V263H253V264H264V253H263V255L261 254ZM136 255V254H135ZM143 255V254H142ZM151 255V254H150ZM152 255L149 257V256H147V254L145 253L144 255H143V257L146 259L147 257V259H149L150 258V262H151V260L154 258H156V257H153L152 258ZM155 255H153V256H155ZM174 255V254H173ZM174 255V256H175ZM183 255H181V256H183ZM194 255H192V256H194ZM199 255V256H200ZM234 255V256H233ZM184 256H183V258H184ZM198 256V257H199ZM211 258H210V257ZM260 256V257H259ZM136 257H137V255H136ZM187 257L188 256H185V258L183 259H181V260H183V262H184V260L186 259L187 261H188V263H187V261H185L186 262V264H191L190 263V261H191V259H187ZM189 257V258H190ZM232 257V258H231ZM126 258H128L127 260H128V262H129V259L131 260V259H134L135 258V256H134V254H133V256L132 255H130L129 257H127L126 256ZM138 259V258H135V260H136V262H134V261H130L128 264H132V263H136V264H138V263H143V261L145 260V259ZM181 257H179L178 259H180ZM194 258V257H193ZM255 258V259H254ZM146 259V260H147ZM154 259L152 260V264H153V262H154ZM178 259H176V260H178ZM234 259V260H233ZM252 259H254L253 261H252ZM122 260H124L123 261V263H126L125 261H127L125 258H123ZM121 260V261H122ZM210 260V261H209ZM259 260V261H258ZM138 261H140V262H138ZM215 261H216V263H215ZM245 261V260H244ZM249 261L247 262L248 264H249ZM258 261V262H257ZM132 262V263H131ZM145 262V264H150L149 262H146V261H144ZM183 262H180L179 261V263H182L183 264ZM207 262V263H206ZM209 263V264H210ZM144 264V263H143ZM155 264V263H154ZM157 264V263H156ZM185 264V263H184ZM192 264H194V262L192 263ZM213 264V263H212ZM243 264H246V263H244L243 262Z\"/></svg>", "mask_w": 264, "mask_h": 264}]
</instances>
